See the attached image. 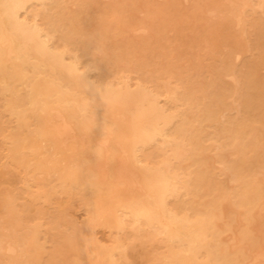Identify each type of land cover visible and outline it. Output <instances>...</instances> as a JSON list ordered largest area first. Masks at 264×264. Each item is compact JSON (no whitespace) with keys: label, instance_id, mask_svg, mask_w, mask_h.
Masks as SVG:
<instances>
[{"label":"rangeland","instance_id":"rangeland-1","mask_svg":"<svg viewBox=\"0 0 264 264\" xmlns=\"http://www.w3.org/2000/svg\"><path fill=\"white\" fill-rule=\"evenodd\" d=\"M30 1H32V0H30ZM30 1H28V4H26V9H24V10H22L20 13L22 14H20V19L23 21V20H25V18H27L25 21H23V22H25L26 24L28 23L29 25L31 24V25H36L37 24V26H38V29H39V27H40V29H39V31L41 30V31H43L44 30V32H40L41 33V39L43 40L44 38H46L47 37V35H48V42H50V40H51V42H50V45H49V43L47 42V39H46V41H45V39H44V41L49 45V46H51V44H52V46L50 47V49L55 53H57V54H60V53H62L63 52V55H64V57H65V61L67 62V61H70L71 60V58H75L76 60H77V58L78 57H83L84 59H86V60H84V61H82V57H81V60L78 58V63L81 65H79V67H81V68H79V69H81V71L82 72H84L85 73V75L88 73L89 75H86L85 77L88 79H90L91 80V82L89 81V80H87L88 81V85H83V84H80L79 82H77V80H75V79H73V78H71L70 76H68V75H66V73L65 72H63V70L61 69V68H59V67H57V66H55V68H54V65L52 66V68H54V69H49L50 67H51V65H49L50 67H48V65H46L45 66V71H46V76L48 75V77H49V79H52V80H57V81H59V80H61L60 82H63V83H65V85H67V84H69V80H70V84H69V86L67 85L66 87H69V94H68V100H67V104H66V106H70V107H72L71 109L69 108V107H67V109H63L62 107H60L59 109L61 110V112H62V114L64 115V117H65V119L67 120V121H69V123H70V125L72 126V129L74 130V132H76L77 133V135H78V132H79V129H78V127H77V122H76V117L78 116V109L77 108H79V107H81V105H78V104H82V102H83V104H82V107L81 108H83L84 107V105H85V107L83 108V110L86 108V110H84V112L85 113H87V114H85L87 117H88V119H90L91 121H93L95 124H97L98 125V127H99V129H100V132H102V133H104L105 131V133L104 134H106V137H108V141H109V144H110V146L112 145L113 147H115L114 146V143H113V138L112 137H114V131L113 132H110V131H112L111 130V126H110V121H111V125H113L116 121H118V120H120V126L122 127V129H123V131L124 132H126L127 131V129H128V124H129V120H130V117H131V114H132V111H131V109L130 108H132V107H134L135 105H140V102L142 103V101H143V103H147L146 101H148L149 99L151 100V102H154L155 103V101H156V103H155V105L159 108V109H161V110H164L163 112H162V114H164V115H162V117L159 119V121H158V125L160 126L161 124V126H160V128L162 129V131H164V133H165V135H166V137L168 136V134H169V136L167 137V139H161V136H160V139H159V136H157V135H155L154 136V138L152 139L154 142H152V141H149L146 145H147V147H146V145H144L143 147H141V149L144 151V153H145V155H143L142 154V152H141V154H140V151H142L140 148L137 150V154H138V156H140V158H141V156L143 157V158H141L142 160L141 161H143L144 160V158H145V163H146V160H147V163L145 164L144 162H141V164H143L144 163V165H142L143 167H145L146 168V170H147V173H150V174H152V170H155L156 172H159V171H161V173H163V172H167V171H169L170 172V174H172V175H170L169 174V172H165L168 176L170 175L171 176V179H172V177H174L172 180L171 179H168L169 181L171 180V181H175V182H177L178 180H180L179 178H181V180L183 181V182H181V180L180 181H178L180 184H177L178 186H179V188L177 189L178 191H176L175 193L180 197H178L177 195H175V194H173V198H174V196L175 197H178L177 198V200L174 198H172L171 197V199H170V196L169 197H167V199L169 198L171 201H168L167 199V202H169L168 204H170L171 205V203H172V208H175V207H177V209L174 211V209H171V207H169L170 205H167L169 208H170V210L172 211V213L175 215V216H177V217H179V218H181V216L183 215V212L185 211V215L186 214H191L192 212V215H183L184 217H182L183 219H185V223L188 225V224H190V225H192V224H195L196 226H199L200 224L202 225V226H204V225H206L207 227H208V229L211 231V229L210 228H215V229H217V230H213L212 229V232L211 233H209L208 232V230L206 229L207 227L205 226V227H203V232L206 230V235L204 236L203 234H202V236H204V237H208L209 235H207V234H211V237L210 238H207L206 240H207V243H206V240H201V241H204L207 245H202V243H204V242H202L201 243V245L203 246V248H202V246H199L200 244V241L197 239V238H195L194 240H192V243H193V241H194V243H193V245L194 244H196V245H194V246H197V249H200V248H198V246L199 247H201L202 249H200L199 251H197V252H199V254L197 253V255H198V261L200 262L201 260V263L204 261V263H202V264H247V262H248V264H250V255L248 254V252L246 251V250H256L255 249V247L257 248V247H259L258 249H261V248H263L264 249V166L262 165V164H264V129H262V128H264V105H263V101H264V69H263V67H264V56H262V55H264V14H262V13H264V10H261V8L260 7H262L261 5L264 3V0H260V2H259V0H218V1H216V0H211V2L209 1V0H195L196 1V3L198 2V5H197V7L199 8H195L194 9V4H195V7H196V3L195 2H192L191 0H190V2H189V0H160V1H158V0H90L89 2H91V3H93L94 5H95V3L94 2H96V4H97V7H99V8H97L96 6H91L92 4L90 3L89 4V2H85V0H76V5H75V3H74V5H72L73 3V1L75 2V0H70V1H68L69 2V10L70 11H68V7H67V5H65L66 3L64 2V5H63V1L62 0H57L58 2H56V0H33L32 2L34 3H32V2H30ZM44 1V2H43ZM48 1V2H47ZM51 1H52V5H51ZM53 1H54V4H53ZM62 2V4H60L61 2ZM65 1V0H64ZM66 1V2H67ZM88 1V0H87ZM105 1V2H104ZM135 3H134V2ZM137 1V2H136ZM141 1V2H140ZM170 1V2H169ZM187 1V3H185ZM194 1V0H193ZM202 1V3H200V2ZM208 1V2H207ZM226 1V2H225ZM235 3H234V2ZM248 1V2H247ZM39 2V3H38ZM42 2V3H41ZM46 2V3H45ZM50 2V3H49ZM100 2V3H99ZM115 2V3H114ZM168 3V4H170L171 5V8L169 7L170 5H168V4H164V3ZM228 2H231V4L230 3H228ZM239 4H238V3ZM249 2H251V4H249ZM259 2V3H258ZM261 2H263V3H261ZM45 3V5L44 6H41L42 4H44ZM56 3L57 4H59L60 5V7H59V5L57 6L56 5ZM70 3H72V4H70ZM78 3L80 4V5H78ZM102 3V4H101ZM109 3V4H108ZM126 3H128V4H126ZM152 3H153V7H151L152 6ZM178 3V4H177ZM180 3V4H179ZM194 3V4H193ZM216 3H217V5H216ZM221 3V4H220ZM252 3H254V4H252ZM257 3V4H256ZM68 4V3H67ZM85 4H87V10L89 11V13H86V9H83V7H86V6H84ZM98 4H99V6H98ZM113 5V6H115V7H113V6H111V5ZM148 4H150V7H149V5ZM164 4V5H163ZM188 4V5H187ZM189 4H191V5H189ZM193 4V5H192ZM203 4V5H202ZM228 4V5H227ZM235 4V5H234ZM31 5L33 6V5H35L36 6V8L33 6V7H31ZM50 5V6H49ZM55 5V6H54ZM110 5V6H109ZM136 5V6H135ZM146 5V6H145ZM159 6V8L157 7V6ZM161 5H163V6H165V8L163 7V6H161ZM221 5V6H220ZM230 5H231V7H230ZM233 5V6H232ZM238 5H240V6H238ZM252 5H253V9H252ZM259 5H260V7H259ZM38 6H40V7H38ZM52 6V7H51ZM74 6V7H73ZM91 6V7H90ZM101 6H103V8H105V6H109L108 8L106 7L105 9H103ZM123 6V7H122ZM144 6V7H143ZM155 6H156V8H155ZM160 6H161V8H160ZM192 6H193V9H190V8H192ZM204 6V7H203ZM210 6H211V8H210ZM228 6V7H227ZM235 6H237L238 8H236ZM249 6V7H248ZM254 6H258V8L256 9ZM264 6V5H263ZM45 7H47V9H45ZM56 7V8H55ZM66 7V8H65ZM71 7V8H70ZM102 9H101V8ZM179 7H180V9H179ZM183 7V8H182ZM235 7V8H234ZM244 7H246V8H244ZM250 8L249 9V11L250 12H248L247 10H248V8ZM36 9L37 11H35V10H33V9ZM37 8H39L40 10H42L43 12H45V13H43L42 11H40L39 9H37ZM50 8V9H49ZM65 8V9H64ZM73 8V9H72ZM78 9V10H81V11H78V10H75V9ZM79 8H81V9H79ZM89 8V9H88ZM96 10H98V11H96L95 12V9ZM109 8H111V10H112V12L114 13V14H110V13H112V12H110L111 10H109ZM113 8V9H112ZM118 8V9H117ZM127 10V11H130V14L128 13H126V11L124 10ZM135 8V9H134ZM152 8V9H151ZM163 8V9H162ZM212 8H214V9H212ZM223 8V9H222ZM242 8V9H241ZM27 9H31V10H33V11H31L30 10V12H29V14L30 15H28L27 13V17L25 16V11H27ZM43 9H45V11L43 10ZM53 9H54V13L52 12L53 11ZM57 9H58V12H57ZM61 9V11H59ZM62 9H64L63 10V12H62ZM67 9V10H66ZM94 9V10H93ZM108 9V10H107ZM114 9H116L115 11H114ZM149 9H151V10H149ZM158 9L160 10V11H158ZM161 9H162V11H161ZM168 9L170 10V11H168ZM184 9V10H183ZM190 9V10H189ZM205 9V11H203ZM210 9V10H209ZM212 9V10H211ZM216 9V10H215ZM222 9V10H221ZM245 9V10H244ZM247 9V10H246ZM254 9H256V10H259V11H257V12H260V13H257L256 12V10L254 11ZM262 9H264L263 7H262ZM38 10H39V12H40V14H39V12H38ZM84 10V11H83ZM92 10V11H91ZM102 10H104V13H103V11ZM156 10V11H155ZM175 10V11H174ZM178 10V11H177ZM182 10H183V13H182ZM198 10V11H197ZM208 10V11H207ZM220 10V11H219ZM235 10V11H234ZM242 10H244V11H242ZM253 10V11H252ZM47 11H48V14H47ZM76 12L75 13V15H74V17L72 16V14L74 13V12ZM81 12V13H78V12ZM94 11V12H93ZM105 11H107V13L105 12ZM117 11H119V12H117ZM121 11V12H120ZM125 11V12H124ZM165 11H167L168 12V14H166L167 12H165ZM190 11H192L191 13H190ZM194 11V12H193ZM201 11H202V14H201ZM215 11V12H214ZM226 11V12H225ZM239 11V12H238ZM35 12H37V13H35ZM49 12H51V14H53V15H55V16H53V15H51ZM71 12H73V13H71ZM82 12H84V13H82ZM101 12V13H100ZM123 12V13H122ZM140 12V13H139ZM198 12V13H197ZM204 12V13H203ZM224 12V13H223ZM230 14H229V13ZM231 12H235V14H233V13H231ZM242 12V13H241ZM243 12H246V13H243ZM252 12V13H251ZM253 12H255V13H253ZM35 13V14H34ZM42 13V14H41ZM69 13V14H68ZM90 13H92L91 15H90ZM103 13V14H102ZM125 13V14H124ZM133 13V14H132ZM137 13H138V15H137ZM161 14L160 16H159V18H157L158 16V14ZM169 13H170V16H172L171 18H169ZM184 14V15H182V14ZM189 13H190V15H189ZM192 13H194L195 15H197L198 17L196 18L195 17V15L194 14H192ZM247 13H249L250 15L252 14L253 15V17L252 18H250L249 19V17H251L250 15H248ZM37 14V15H36ZM43 14H45V15H43ZM50 14V15H49ZM65 14L67 15V17H65ZM71 14V15H70ZM81 14H83L84 16L82 17V15ZM100 14H101V16H100ZM109 14L111 15V16H109ZM120 14H122V15H119ZM157 14V15H156ZM172 14V15H171ZM187 14H188V16H187ZM191 14L193 15L192 17H191ZM222 14V15H221ZM226 14V15H225ZM237 14V15H236ZM243 16H242V15ZM246 14V15H245ZM260 14H262V15H260ZM32 15V16H31ZM35 15V16H34ZM40 15V16H39ZM60 17H59V16ZM64 15V16H63ZM69 15H70V17H69ZM80 15V16H79ZM102 15H104V18L106 19V20H104L103 21V17H102ZM112 15H113V17H112ZM115 15V16H114ZM130 15V16H129ZM231 15V16H230ZM233 15H235L236 17H234ZM246 17H245V16ZM247 15H248V17H247ZM255 15V16H254ZM38 16H39V18H38ZM58 16V17H57ZM118 16V17H117ZM124 16H126V17H123ZM129 16V17H128ZM132 16V17H131ZM152 16V17H151ZM155 16V17H154ZM186 16V17H185ZM201 18H200V17ZM210 16V17H209ZM262 16H263V18H262ZM29 17V18H28ZM33 17H37V18H33ZM54 17V19H55V21H54V19H53V21H52V18ZM73 17V18H72ZM95 17H97V18H95ZM99 17H100V19H101V17H102V19L100 20L99 19ZM109 17H110V20H112V21H110L109 20ZM116 17V18H115ZM131 17V18H130ZM149 17V18H148ZM151 17V18H150ZM184 17H185V20H184ZM217 17V18H216ZM219 17H221V18H219ZM226 17V18H225ZM234 17V18H233ZM70 18H72V19H70ZM81 18V19H80ZM95 18V19H94ZM108 18V19H107ZM123 19V21H122V19ZM128 18V19H127ZM130 18V19H129ZM138 18H140L139 20H138ZM166 18V19H165ZM168 18V19H167ZM178 18V19H177ZM233 18V19H232ZM243 18H247V19H249V21H247V20H245V19H243ZM38 19V20H37ZM59 19V20H58ZM60 19H61V21H60ZM64 19V20H63ZM73 19H74V21H77V22H74L73 21ZM92 19H94V20H92ZM118 19H120V20H118ZM145 19V20H144ZM148 19H150L149 21H147ZM173 19H175V21L173 20ZM177 19V20H176ZM187 19V20H186ZM195 19V20H194ZM197 19H199V20H197ZM207 19V22L205 21ZM209 19V20H208ZM211 19V20H210ZM213 19V20H212ZM221 19V20H220ZM258 19H261L260 21L258 20ZM34 20V21H33ZM63 20V21H62ZM96 20V21H95ZM97 20H99V23H98V21ZM109 20V21H108ZM113 20L115 21V20H117V21H115V22H117V24L115 23V22H113ZM139 22H138V21ZM219 20V21H218ZM241 20H243V21H241ZM253 20V21H252ZM31 22V23H29V22ZM37 21V22H36ZM42 21V22H41ZM66 21V22H65ZM82 21V22H81ZM92 21H93V23H95V25H93V23H92ZM177 21V22H176ZM191 21V22H190ZM193 21V22H192ZM196 21V22H195ZM209 21V22H208ZM222 21H226V22H223L222 23ZM240 21V22H239ZM245 21V22H244ZM255 21V22H254ZM41 22V23H40ZM52 22L54 23V24H52ZM56 22V23H55ZM64 23V26H63V23ZM69 22V23H68ZM72 22H74L75 24H76V27H77V25H78V27L77 28H81L80 30L78 29V31L79 32H81V33H79V32H77V28L72 24ZM91 22V23H90ZM102 22V23H101ZM130 22V23H129ZM133 22V23H132ZM148 22V23H147ZM168 22H171V24L169 23V24H167ZM178 22H180V23H182L181 24V27H180V24L178 23ZM187 22H189V23H187ZM201 22V23H200ZM229 22V23H228ZM234 22H235V24H236V26H237V28H236V26H235V24H234ZM246 22H248V24L246 23ZM35 23V24H34ZM58 23H60V24H58ZM78 23H82V24H78ZM84 23V24H83ZM86 23V24H85ZM87 23H89V25H87ZM106 23V24H105ZM140 23H142V26H141V28L139 27L140 26ZM174 23V24H173ZM190 23H192V24H190ZM198 25H197V24ZM205 23V24H204ZM225 23V24H224ZM227 23V24H226ZM243 23V24H242ZM245 23V24H244ZM255 23V24H254ZM27 24V25H28ZM57 26H56V25ZM69 24V25H68ZM70 24L72 25V26H70ZM103 24V25H102ZM111 24V25H110ZM147 24V25H146ZM149 24V25H148ZM179 24V25H178ZM203 24V25H202ZM224 24V25H223ZM234 24V25H233ZM243 26H242V25ZM249 24H252V25H249ZM53 25V26H52ZM54 25L57 27H54ZM66 25H68V26H70V27H67ZM83 25V26H82ZM85 25H87V27H90L89 29L85 26ZM109 25H110V27H109ZM117 26V28H116V26ZM134 25V26H133ZM174 25H176V26H174ZM197 25V26H196ZM225 25H227V27L225 26ZM233 25V26H232ZM246 27H245V26ZM249 25V26H248ZM41 26H43V27H41ZM52 26V27H51ZM80 26V27H79ZM85 26V27H84ZM100 26V27H99ZM124 26V27H123ZM216 26V27H215ZM230 26V27H229ZM240 26H241V28H240ZM48 27V28H47ZM62 27V28H61ZM63 27H64V29H63ZM71 27H73V28H71ZM82 27L84 28V29H82ZM94 27V28H93ZM109 28L108 30H110V31H108V30H106V28ZM114 27V28H113ZM131 27V28H130ZM135 27H136V29H135ZM137 27L139 28V29H137ZM168 27H170V28H168ZM172 27V28H171ZM208 27V29H204V28H207ZM245 27V28H244ZM250 27H251V30H250ZM257 27V28H256ZM56 28V29H55ZM61 28V29H60ZM69 28L70 29V31H69V29L67 30V29ZM100 28H102V30H100ZM112 28L113 29H115L116 28V30H112ZM124 28V29H123ZM156 28V29H155ZM164 28V29H163ZM177 28V29H176ZM216 28V29H215ZM230 28V29H229ZM247 28V29H246ZM248 28H249V30H250V32L252 31V35L249 33V30H248ZM253 28V29H252ZM57 29H58V31L60 32H58L57 31ZM64 30V32H65V34H66V37H64V38H62L63 36H65V34L63 33V30ZM71 29H72V33H71ZM93 29V30H92ZM119 29H121V30H119ZM143 29H145V30H143ZM167 29V30H166ZM176 29V30H175ZM183 29V30H182ZM212 29V30H211ZM215 29V30H214ZM219 29H221V30H219ZM62 30V31H61ZM75 30V31H74ZM81 30H83V32L81 31ZM96 30H97V32H96ZM100 30V31H99ZM127 30V31H126ZM136 30V31H135ZM168 30H170V31H172L173 30V32H169ZM179 30H180V32H179ZM211 30V31H210ZM228 30V31H227ZM236 30V31H235ZM242 30V31H241ZM246 32H245V31ZM55 31L57 32V33H55ZM69 31V32H68ZM87 31V32H86ZM89 31V32H88ZM92 31V32H91ZM114 33H113V32ZM119 31V32H118ZM130 31V32H129ZM133 31V32H132ZM187 31L189 32V33H187ZM206 31V32H205ZM211 33H213L212 35L210 34V32ZM232 31H234L235 32V34H234V32H232ZM258 31V32H257ZM46 32V33H45ZM53 32V33H52ZM107 34H105V33ZM108 32H110V34L112 35V36H114L113 38L110 36V34H108ZM118 32V33H117ZM126 32V33H125ZM132 32V33H131ZM138 32V33H137ZM175 32H176V34H175ZM221 32V33H220ZM231 32V33H230ZM236 32H237V35H236ZM245 32V33H244ZM51 33H52V35H51ZM58 33H59V36H60V38H58L57 40H60V41H57L56 42V39H55V41L53 40L54 39V37L55 38H57V35H58ZM67 33H71L70 34V36L71 35H73V37L71 36V38L69 37V35L67 34ZM75 33V34H74ZM85 34V35H83V34ZM146 33H148V34H146ZM167 33V34H166ZM169 33V34H168ZM172 33V34H171ZM214 33L216 34L215 36H216V38H215V36H214ZM222 33H224V34H222ZM232 33H233V36H232ZM240 35H239V34ZM57 34V35H56ZM63 34V35H62ZM81 34V35H80ZM95 35V36H93V35ZM114 34V35H113ZM136 34V35H135ZM142 34V35H141ZM225 34H227V36L225 35ZM243 34H246V35H248L249 36V38H248V36H246V35H244L245 37H241ZM75 35H76V37H75ZM82 35H83V37H82ZM134 35V36H133ZM154 35V36H153ZM164 35V37H162ZM165 35H167V38H166V36ZM169 35V36H168ZM174 35V36H173ZM179 35V36H178ZM208 36V37H205V36ZM210 35V36H209ZM238 35L240 36L239 38H240V40H245L246 41V39L248 40L247 42H245V41H239V38H238ZM46 36V37H45ZM49 36H50V38H49ZM52 36H54L53 37V39H51L52 38ZM58 36V37H59ZM70 38V39H68V37ZM79 36H81L80 38H78ZM84 36H85V39L88 41H82V39H84ZM145 36V37H144ZM151 38H150V37ZM160 36L163 38V39H159L160 38ZM170 36H172V37H170ZM188 36V37H187ZM190 36V37H189ZM218 36V37H217ZM149 37V38H148ZM155 37V38H154ZM66 38H67V40L68 41H66ZM75 38H78V39H76L77 41H79L80 40V42H79V44H77L78 42L77 41H75ZM93 38V39H92ZM96 40H98V41H96ZM112 38V39H111ZM119 40H118V39ZM154 38V39H153ZM164 38H166V40H167V44H166V40L164 39ZM170 38L172 39V40H170ZM208 38V39H207ZM236 38V39H235ZM242 38V39H241ZM243 38H246V39H243ZM50 39V40H49ZM74 39V40H73ZM89 39V40H88ZM145 39V40H144ZM262 39V40H261ZM53 40V41H52ZM65 40V41H64ZM95 40V41H94ZM112 40V41H111ZM150 40H152V44H151V41ZM163 40H165V41H163ZM169 40V41H168ZM234 40H236L235 42H234ZM261 40V41H260ZM72 41V42H71ZM75 41V42H74ZM90 41H92V42H90ZM94 41V42H93ZM105 41H106V43H105ZM110 41V42H109ZM158 41V42H157ZM59 42V43H58ZM61 42V43H60ZM69 42H71V44L69 43ZM82 42H84V43H93V44H90L89 46H87V45H85L84 43V46H85V48H83V45H80ZM98 42H100V43H98ZM156 42V43H155ZM160 42H161V44H160ZM169 42H171V43H169ZM174 42V43H173ZM201 42V43H200ZM236 42H238V43H236ZM250 44H252V45H250ZM98 43V44H97ZM114 43V44H113ZM169 43V44H168ZM243 43V44H242ZM248 45H247V44ZM257 43V45H255ZM57 44H59V46H61L60 48H58V50H57V48H55V47H59ZM61 44V45H60ZM68 44H70V45H73V47L72 46H69L68 47ZM94 44H96V45H94ZM100 44V45H99ZM158 44V45H157ZM175 44H177L176 46H175ZM181 44H183V47H182V45ZM204 44V45H203ZM212 44H213V46H212ZM239 44V45H238ZM55 45H57V46H55ZM62 45H63V47H62ZM75 45H77V46H75ZM79 45H80V47H79ZM103 45V46H102ZM109 45V46H108ZM172 48H170L169 49V46ZM232 45H234L235 47H233ZM246 45H247V47L251 50V51H249V49L247 48L246 49ZM253 45H254V47H253ZM81 46H82V48H81ZM99 46V47H98ZM106 46H108V47H106ZM147 46V47H146ZM158 46V47H157ZM166 46V47H165ZM185 46H186V48H185ZM199 46V47H198ZM231 46V47H230ZM65 47H68L70 50H71V47H72V50H73V54H72V52H70V50L68 49V48H66L65 49ZM79 47V48H78ZM88 47H89V49H88ZM91 47H94V48H97L96 50L94 49V48H91ZM105 49H104V48ZM161 47H163V48H161ZM197 49H196V48ZM205 47V49L203 50V48ZM218 47V48H217ZM234 49H233V48ZM242 47L244 48V50L242 49ZM63 48V49H62ZM93 50H95L94 52L95 53H93V51L91 50V49ZM148 48H150L149 50H148ZM174 48V49H173ZM198 48H200V49H198ZM217 48V49H216ZM224 48V49H223ZM67 49H68V53H67ZM77 50L78 52H76L75 50ZM88 49V50H87ZM102 49H104V50H102ZM107 49H108V51H107ZM185 49V50H184ZM187 49V50H186ZM239 49V50H238ZM60 50V51H59ZM61 50H63V51H61ZM65 50V51H64ZM101 50H102V53H101ZM153 50H155V51H157V52H155V51H153ZM172 50V51H171ZM200 50H202V51H199ZM206 50V51H205ZM224 50V51H223ZM226 50V51H225ZM235 50V51H234ZM238 52H237V51ZM245 50H246V53H245ZM252 50H253V52H252ZM256 50H258V52L256 51ZM84 51V52H83ZM103 51L105 52V53H103ZM107 51V52H106ZM162 51V52H161ZM193 51V52H192ZM199 53H201V54H199ZM207 51H209V53L207 52ZM230 51V53H228ZM249 51V52H248ZM256 51V52H255ZM60 52V53H59ZM74 52L75 53H79L78 55H76V54H74ZM86 52V54H83V53H85ZM172 52H173V54H172ZM177 52V53H176ZM188 52V53H187ZM227 52V53H226ZM235 52V53H234ZM248 52V53H247ZM55 53V54H56ZM64 53H66V54H64ZM70 53V54H69ZM81 53V54H80ZM90 54V57H89V54ZM102 55V54H104V55H102V56H100V54ZM115 53H117V54H115ZM160 53H162V54H160ZM182 53V54H181ZM202 53H207L206 55L205 54H203V56H204V58H201L200 57V59H199V56H202ZM218 53V54H217ZM221 53L222 54H224V53H226L225 55H223V56H220L221 55ZM241 55H240V54ZM244 53L246 54V55H244ZM250 53V54H249ZM255 53V54H254ZM257 53V54H256ZM263 53V54H262ZM71 54H72V57H71ZM105 54H107L106 55V58L104 57L105 56ZM180 54V55H179ZM199 54V55H198ZM262 54V55H261ZM65 55H67V56H65ZM84 55H85V57H84ZM87 55V56H86ZM95 55V56H94ZM97 55V56H96ZM160 55H161V57H162V60H161V57H160ZM179 55V56H178ZM185 55H186V57H185ZM196 55V56H195ZM231 55V56H230ZM234 55V56H233ZM237 55H239V56H237ZM254 55V56H253ZM75 56V57H74ZM78 56V57H77ZM138 56V57H137ZM146 56V57H145ZM192 56H194L193 58H191ZM212 56V57H211ZM217 56V57H216ZM227 56H229V57H227ZM233 56V57H232ZM241 56H242V58H241ZM71 57V58H70ZM77 57V58H76ZM97 58L96 60H95V58ZM110 57V58H109ZM129 57V58H128ZM188 57V58H187ZM196 57H198V58H196ZM205 57H206V62H205ZM210 59H212V58H214L215 59V57H216V59H217V61H221L220 63L219 62H217L216 61V59H215V61H214V59H212V62L211 63H213V64H211L210 63V61L211 60H208L209 58ZM231 57V58H230ZM243 59V57H244V59H243V61L240 59ZM248 58V59H246V58ZM261 57H262V60H261ZM90 58H92V61H93V58H94V62H92V63H90L89 64V62L91 61V59ZM101 58V59H100ZM192 60H191V59ZM220 58V59H219ZM221 58H224V59H222L221 60ZM234 58V59H233ZM87 59H89V60H87ZM99 59V60H98ZM102 59H104L105 60V63H103V64H105V65H103L102 64V62H104V60H102ZM149 59H151V60H149ZM197 59H199V60H197ZM203 61H202V60ZM238 59L240 60L239 62H238ZM246 59V60H245ZM107 60H111V61H108V63L106 62ZM153 60H154V62H153ZM190 60V61H189ZM197 60V61H196ZM233 60V61H232ZM244 60L247 62V64L245 63H242V62H244ZM248 60V61H247ZM258 60H260V61H258ZM80 61H81V63H80ZM88 61V62H87ZM100 61V62H99ZM102 61V62H101ZM122 61H123V63H122ZM162 61V62H161ZM182 61H183V63H182ZM191 61H192V64H191ZM196 63H195V62ZM204 62V63H202V62ZM214 61V62H213ZM228 63H227V62ZM230 61H231V63H230ZM242 61V62H241ZM97 62L98 63H100V65L98 66L97 65ZM152 62V63H151ZM197 62H198V64H197ZM251 62V63H250ZM263 62V63H262ZM118 63H119V65H118ZM154 63L156 64L155 65V67H154ZM159 63L161 64V65H159ZM201 63H202V65H201ZM206 63H208L209 64V66H208V64H206ZM216 63V64H215ZM218 63H219V65H218ZM263 64V65H261V64ZM85 64H86V66H85ZM102 64V65H101ZM108 64V65H107ZM131 64H133V65H131ZM183 64V65H182ZM204 64V65H203ZM234 64V65H233ZM239 64V65H238ZM259 65V66H257V65ZM110 65V66H109ZM118 66V67H116V66ZM188 65H191V67H189ZM206 65H207V67H206ZM224 67H223V66ZM237 65H238V67H237ZM254 65H255V67H254ZM84 66V67H83ZM96 66H97V68H96ZM101 66V67H100ZM104 66H106L108 69H109V71L110 72H108V71H106L105 70V68L106 67H104ZM112 66V67H111ZM158 66H162L163 68H160V67H158ZM164 66H165V68H164ZM193 66V67H192ZM213 66V67H212ZM214 66H216V67H214ZM221 66V67H220ZM241 66V67H240ZM246 66V67H245ZM252 66V67H251ZM90 69H89V68ZM151 67L153 68L152 70H151ZM197 67V68H196ZM206 67V68H205ZM212 67V68H211ZM226 67V68H225ZM232 67H233V71L235 72V74H234V72L233 73H231L232 72ZM243 67H245L244 69H243ZM258 67V69H256ZM260 67V68H259ZM96 69V70H94V69ZM115 68H117V71L115 72V70L114 69ZM118 68H119V70H118ZM132 68V69H131ZM150 68V69H149ZM154 68H156V69H154ZM195 68V69H194ZM203 68V69H202ZM207 68H208V70L210 71H208L207 70ZM211 68V69H210ZM214 68H215V70H214ZM221 68V69H220ZM225 68V70H223ZM234 68H237V69H234ZM242 68V69H241ZM46 69H48V71L46 70ZM85 69V70H84ZM88 69V70H87ZM102 69H104L103 70V72H105L104 73V76H102L103 75V73L101 74L100 72H101V70ZM148 69V70H147ZM162 69V70H161ZM194 69V70H193ZM260 69L261 70H263V71H260ZM52 70L54 71V73L52 74ZM90 70V71H89ZM92 70V71H91ZM95 72H94V71ZM100 70V71H99ZM111 70H113V71H111ZM158 70H161V71H158ZM193 70V71H192ZM211 70H214L213 71V73L211 72ZM216 70H218L217 72H216ZM236 70V71H235ZM256 71V73L254 74V72ZM88 71V72H87ZM96 71H98V72H96ZM119 71V72H118ZM122 73H124V74H122ZM207 71H208V73H207ZM224 71H226V75H225V73H224ZM231 71V72H230ZM57 72V73H56ZM61 72H63V73H61ZM90 72V73H89ZM159 72V73H158ZM191 72V73H190ZM202 72H205V73H202ZM219 72H221L222 73V77L220 76L221 75V73H219ZM229 72L231 73V74H233V75H231V74H229ZM64 73H65V75H64ZM107 73H111L110 75H108L109 77L107 78ZM112 73H116V74H113L112 75ZM127 75H126V74ZM199 73V74H198ZM219 73V74H218ZM258 73V74H257ZM93 76H92V75ZM120 74V75H119ZM123 75V77H122V75ZM132 76V77H134V75H135V78H136V80H135V78H133V80L134 81H132V77L130 78V75ZM133 74V75H132ZM148 74V75H147ZM195 74V75H194ZM201 74H203V76L201 75ZM206 74V75H205ZM211 74V75H210ZM218 74V75H217ZM254 74V75H253ZM257 74V75H256ZM261 74V75H260ZM60 75H62V77H60ZM112 75V76H111ZM124 75H126L125 76V78L126 79H124ZM141 75V76H140ZM145 75V76H144ZM156 75V76H155ZM193 75V76H192ZM201 75V76H200ZM209 75V76H208ZM65 77V79H68V81H66L65 79H64V77ZM102 76V77H101ZM114 76V77H113ZM115 76H118V78L116 77L115 78ZM161 76V77H160ZM190 76H191V78H190ZM207 76V77H206ZM232 76V77H231ZM252 76H254V77H252ZM57 77V78H56ZM59 77V78H58ZM71 78V79H69V78ZM97 77V78H96ZM115 78V79H113V78ZM208 77H210L212 80H210V78H208ZM221 78V79H218L217 81H216V79L217 78ZM234 77L236 78V77H238V78H236V81L238 82V84H236L235 82H234ZM262 77H263V79H262ZM56 78V79H55ZM94 78V79H93ZM109 78L111 79L112 78V81H110L109 80ZM123 78V79H122ZM145 78V79H144ZM192 78H193V80H192ZM59 79V80H58ZM95 79H98L100 82H98L97 80H95ZM108 79V80H107ZM117 79H118V81H117ZM120 79H122V80H120ZM128 79V80H127ZM176 79V80H175ZM178 79H180V80H178ZM191 79V80H190ZM201 79V80H200ZM256 79V80H255ZM94 80V81H93ZM125 80H127V81H125ZM130 80V81H129ZM151 80V81H150ZM167 80H170V82H168ZM177 80H178V82H177ZM200 80V81H199ZM203 80V81H202ZM220 80H221V84H220ZM222 80H224V81H222ZM254 80V81H253ZM66 81V82H65ZM73 81V82H72ZM108 81L109 82H112V83H108ZM115 81H117V83L115 82ZM154 81V82H153ZM162 81V83H160ZM167 81V83H166V86H165V82ZM177 83H176V82ZM193 81V82H192ZM198 81V82H197ZM215 81V82H214ZM227 81V82H226ZM240 81V82H239ZM258 83H257V82ZM90 82V83H89ZM95 82V83H94ZM97 82H98V84H97ZM102 82H104V83H106L104 86H102L104 83H102ZM114 82H115V86L113 87V86H111V84H114ZM121 82V85L119 84L118 85V83H120ZM128 84H127V83ZM131 82V83H130ZM132 82H134V83H132ZM163 82H164V84H163ZM213 82V83H212ZM222 82H223V84H222ZM227 84H226V83ZM62 83V84H63ZM67 83V84H66ZM126 83V84H125ZM141 83H142V86H141ZM193 83V84H192ZM194 83L196 84L195 86H193L194 85ZM216 83V84H215ZM231 85V87H232V90H231V87H229L230 85ZM261 83V84H260ZM76 84V85H75ZM89 84H91V85H89ZM92 84H95V85H97V87L95 88V86L93 87L92 86ZM110 84V85H109ZM131 86H130V85ZM136 86H135V85ZM148 84V85H147ZM154 84V85H153ZM160 84V85H159ZM179 84V85H178ZM200 84H201V86H200ZM202 84H203V87H202ZM215 84V85H214ZM261 85L260 87H261V89H260V87H258L259 85ZM263 84V85H262ZM64 85V84H63ZM64 85V86H65ZM73 85V86H72ZM82 85V86H81ZM109 85V87H106V86H108ZM120 87V86H122V85H126L125 87L126 88H128L129 90L128 91H130L132 94L134 93L135 94V92H139V90H140V92L139 93H141V94H137L138 95V98L139 97H141L140 99H139V101L137 100L138 98L136 97V95L135 96H133L132 97V99L133 98H136V100L135 99H133L132 101L130 100V102L128 103H119L118 104V102H113V101H111L110 99H109V97L107 98V96H106V94H103V98H102V95H97V94H95V92H96V90H98L99 88H100V90L103 88V90H109L110 89V87H112V89L114 88V89H116L118 86ZM129 85V86H128ZM139 85L141 86V87H146V89L149 87V89H147V90H145V88H144V90H143V88H139ZM172 85V86H171ZM176 85V86H175ZM178 85V86H177ZM198 85V86H197ZM228 85V86H227ZM235 85V86H234ZM237 85V86H236ZM239 85V86H238ZM255 85V86H254ZM256 85H257V87H256ZM75 86L77 87V89L75 88ZM99 86H101V87H99ZM128 86V87H127ZM157 86V87H156ZM168 86H169V88H170V86L173 88V90L174 91H176V92H173V90H172V88H171V90L172 91H170L169 90V88H168ZM177 87V89L179 88V90L182 92V96L180 95H178L177 96V93L178 94H180L181 92L180 91H178L177 89H175V87ZM200 86V87H199ZM215 86V87H214ZM224 86V87H223ZM253 86L255 87V88H253ZM85 87H87V88H85ZM91 89H90V88ZM92 87H93V90H92ZM99 87V88H98ZM136 87H138L137 89H136ZM154 87V88H153ZM156 87V88H155ZM189 87V88H188ZM194 87H196L195 89H194ZM198 87V88H197ZM209 87V88H208ZM217 87H218V89H217ZM223 87V88H222ZM225 87L227 88V90L225 89ZM229 87V88H228ZM77 91H79V92H76L74 89ZM106 88H109V89H106ZM162 88V89H161ZM165 88V89H164ZM168 88V89H167ZM204 88V89H203ZM209 90H208V89ZM214 88V89H213ZM240 88V89H239ZM243 88V89H242ZM258 88V89H257ZM80 89V90H79ZM82 89V90H81ZM94 89H96V90H94ZM135 89V90H134ZM151 89H152V91H151ZM163 89L165 90V91H163ZM194 89V91H192ZM198 89V90H197ZM201 89L203 90V91H201ZM211 89V90H210ZM224 91H223V90ZM91 90V91H90ZM143 90V91H142ZM154 90V91H153ZM208 90V91H207ZM231 92H230V91ZM238 90H240V91H238ZM250 90V91H249ZM75 91V92H74ZM91 93H90V92ZM94 93H93V92ZM178 91V92H177ZM200 91L201 93H200V95H197V94H199L198 92ZM207 91V92H206ZM228 91V92H227ZM234 91L235 92H237L236 93V96H235V93H234ZM148 92V93H147ZM153 92H154V94H153ZM166 92V93H165ZM168 92V93H167ZM170 92V93H169ZM172 92V93H171ZM192 92V93H191ZM211 92V93H210ZM225 92V93H224ZM230 92V93H229ZM83 93V94H82ZM87 93H89V94H87ZM150 93V94H149ZM163 93L164 94H166L165 96L163 95ZM186 93V94H185ZM215 93V94H214ZM239 93V94H238ZM256 93H258V94H260V95H258L257 94V97L259 98H257L256 97ZM83 95L82 97H80V95ZM147 95V96H144V98H143V95ZM170 94H172L173 96H174V98L172 99V95H171V97H169V95ZM193 94H194V96H200L199 98L197 97H194L193 96ZM206 94V95H205ZM217 94V95H216ZM222 94V95H221ZM228 94H229V96H228ZM242 94V95H241ZM86 95H87V98H86ZM88 95H90V96H88ZM94 95V96H93ZM97 95V97H99V98H95V96ZM140 95V96H139ZM157 97H155V96ZM159 95V96H158ZM176 95V96H175ZM212 95V96H211ZM246 95V96H245ZM100 96H101V98H100ZM152 96V97H151ZM168 96V97H167ZM202 96H204V99L203 98H201ZM208 96V97H207ZM228 96V97H227ZM231 96V97H230ZM237 96H238V98H240V99H236L237 98ZM240 96V97H239ZM92 97H93V99H92ZM147 97V98H146ZM154 98L153 99V101H152V99L151 98ZM163 97H164V99H163ZM165 97H167V98H165ZM175 97H176V99H175ZM187 97V98H186ZM210 97V98H209ZM214 97H216V98H218L217 100L216 99H214ZM220 97H222L221 99H220ZM233 97V98H232ZM86 98V99H85ZM156 98V99H155ZM177 98H179V99H177ZM188 98H189V100H188ZM205 98H208V100L207 99H205ZM256 98H257V100H256ZM262 98V99H261ZM0 99H2L1 98V95H0ZM161 100L160 101V103H159V100ZM175 99V101L177 102L178 100L179 101H181V102H183V103H181L180 104V106L181 105H186V107L185 108H183V111H182V109H181V107L179 108L178 106H177V108L174 110V108L176 107V105H179V101L176 103L175 101H173ZM210 99V100H209ZM231 99H233V100H231ZM235 99V100H234ZM241 99H242V101H241ZM256 101H255V100ZM75 100V101H74ZM81 100H82V102H81ZM146 100V101H145ZM150 100L148 101V102H150ZM168 100V101H167ZM171 101V103H174V104H176V105H172L171 103H169L170 101ZM185 100H188V101H190V102H188V101H186V103H185ZM193 100V101H192ZM195 100H196V102H198V103H196L195 102ZM237 100H238V103H240V105L238 104V103H236V104H238L237 105V107H236V105H235V101L237 102ZM75 103H74V102ZM88 101V102H87ZM90 101V102H89ZM212 101V102H211ZM215 103H217V102H219V103H217V104H215ZM217 101V102H216ZM244 101H246V104H245V102ZM249 101V102H248ZM254 101H255V105H254ZM1 102V104H0V110H1V112H3V110H2V102L3 101H0ZM165 102V103H164ZM209 102V103H208ZM221 102V103H220ZM244 102V103H243ZM68 103H69V105H68ZM93 103V104H92ZM132 103V104H131ZM133 103H134V105H133ZM137 103V104H136ZM142 103V104H143ZM241 103H243V104H241ZM75 104H77V108L75 107L76 105ZM165 104V106L168 108V110H165V109H167L166 107H164L163 105ZM170 104V105H169ZM189 104H190V106H189ZM214 104V109H216V110H213V111H215V113H216V115H215V113L212 111L211 112V109L213 108V107H211L212 105ZM220 104V106H218ZM226 104V105H225ZM245 104V105H244ZM92 105V106H91ZM98 105V106H97ZM203 105V106H202ZM242 105L243 106H245V107H243V108H241L242 107ZM262 105V106H261ZM79 106V107H78ZM103 108H102V107ZM160 106V107H159ZM163 107V109H162V107ZM174 106V107H173ZM182 106V107H183ZM189 106V107H188ZM199 106V107H198ZM200 106L203 108H200ZM207 106V107H206ZM218 108H217V107ZM89 107H91V108H89ZM169 107H170V109H171V111H170V109H169ZM193 107H195V108H198L197 110H195V108H193ZM225 107V108H224ZM238 107H239V109H238ZM256 108V110H254L255 108ZM208 108H211V109H209V110H207ZM222 108V109H221ZM224 108V109H223ZM232 109V112H231V109ZM93 109H94V112H91V111H88V110H92L93 111ZM130 109V110H129ZM177 109H179V111L177 110ZM192 109H194V110H192L193 111V113H192V111L191 110ZM205 109V110H204ZM96 110V111H95ZM101 110V111H100ZM174 110V111H173ZM185 110V111H184ZM187 110V111H186ZM191 111V113H190V111ZM207 110V111H206ZM229 110V112H227ZM234 110V111H233ZM237 110L239 111V112H237ZM261 112H260V111ZM180 111H182L181 113V116L182 117H180ZM206 111V112H205ZM209 111V112H208ZM225 111L227 112L226 114H232V116L231 115H229V117H227L228 115H225V114H222V113H225ZM1 112H0V120H2L1 122H0V124L1 123H3L2 125H0L1 127H0V149L2 148V150H0V182L1 183H3L4 184V186H5V182H8L9 180H10V182L11 183H13V181L15 180L16 181V184H17V182H18V179H23V180H20L19 182H20V184L18 185H16L15 187H18V189L17 188H15V187H12V184H10V182H8V184L7 185H11V187H10V189H9V186H7L6 185V187H4L3 186V184H1L2 186H3V189H2V186L0 187V209H3V213L4 214H2V210H0V221H3V219L5 218V221L7 220V219H10L11 218V215H12V213H13V215H15L16 213H18L16 216H17V218L18 219H20L21 221H31V222H29V224L30 223H32V224H30V225H28V223L26 222H23L24 223V226H27V228H36V230H37V237H39V238H42V239H39V242H41L42 244H45V245H43L44 247H46V248H44L45 249V251H44V249L42 250V252H41V254L39 255L40 257H39V264H81L83 261V256H82V254L79 252V251H81L82 252V250L84 249V247L85 246H87V247H89V249H90V251L92 252V254L93 255H95V253H96V255H98V253L100 252V251H102L103 249H107V250H105L106 251V253L104 254V255H106L107 257H110L111 258V260H113V262H114V264L116 263V264H129V262H130V264H161L157 259H155V257H166V259H168L169 258V260H172L173 262L171 263V264H180L179 262H178V259H177V256L178 255H180L179 253H180V251H181V249L182 248H179L178 246L180 245V246H184L185 244L187 245V244H189L188 243V241H186L187 239H184V241H182L183 243H179L178 244V240L177 239H170V240H172V242L170 241V240H167L166 239V237L164 236V234L163 233H160V234H162V235H160V234H158V235H160V236H157L156 234L158 233L157 231H156V233H155V226L153 225H151V224H146L145 222H141L140 224H141V226H140V224H138L137 223V225L135 224V222H132V218H130V216H128V215H126V216H124L123 217V219H122V228H124V229H122L121 230V227L120 228H118V227H109V226H107V225H105V224H103L102 225V223L98 220V218H97V216H95V215H92V217L93 216H95V217H93V219H91V222H90V218L91 217H88V216H90L91 214H93L95 211H93L92 210V208L88 205V204H86V203H84L85 202V200H86V202L87 201H91V200H93L94 199V197H98V191L96 190V191H94V192H90L91 194L92 193H94V194H90L88 191H85V192H82V193H77L78 191L76 190V189H73V188H70L69 187V189H68V186H63L64 187V189L62 188V186L61 185H57L58 187H56V189H54L55 187H53V189H51L49 186H51V185H53V186H55L53 183H51L50 184V178L49 177H47V175L46 174H42L41 176H40V174H38V173H34V174H25L24 173V171H23V169H22V167L19 165V163L17 162L16 163V161H12L11 159H12V157L9 155V153L7 152V150H6V147L4 148V144H5V140L4 139H6V135L7 134H9L10 133V125H11V120H10V118H8L6 115H5V113L3 112V114H4V118H3V114H1ZM68 112V113H67ZM89 112V113H88ZM91 112V113H90ZM99 114H98V113ZM104 112V113H103ZM171 112V115L169 114ZM174 112H176V113H179V114H173ZM186 114H185V113ZM197 112V113H196ZM198 112H199V114H198ZM210 112H211V114L213 113V116L210 114ZM218 112V113H217ZM222 112V113H221ZM261 114H260V113ZM77 113V114H76ZM105 113H107V114H105ZM184 113V114H183ZM234 113V114H233ZM235 113H237V114H235ZM263 113V114H262ZM91 114L93 115V117L91 116ZM94 114H96V117H95V115ZM101 114H102V116H101ZM103 114H105V115H103ZM165 114H168V115H165ZM191 114H193L194 115V117H193V115H191ZM203 114V115H202ZM211 115V117L213 118V119H211V117H210V119H209V115ZM217 114L218 115H220L221 117H218L217 116ZM239 114H241V116H239ZM245 114V115H244ZM67 115V116H66ZM77 115V116H76ZM118 115V116H117ZM119 115H121V116H119ZM125 115V116H124ZM172 115H173V117H172ZM188 115H190V117L192 116V118H190ZM196 115V116H195ZM199 116V118L200 119H198V116ZM208 115V116H207ZM215 115V116H214ZM222 115H224V116H222ZM238 115V116H237ZM260 115H262V116H260ZM100 116H101V118H100ZM124 116V117H123ZM169 116V117H168ZM175 116V117H174ZM180 117V118H182V119H180L179 120V118L177 119V117ZM186 116V117H185ZM234 116H237V117H234ZM7 119H6V118ZM72 117V118H71ZM75 117V118H74ZM105 117V118H104ZM188 117V118H187ZM196 117V118H195ZM223 117V118H222ZM233 119H232V118ZM240 117H242L241 119H240ZM261 117V118H260ZM263 117V118H262ZM74 118V119H73ZM98 118H99V120L101 119V121L102 122H100L99 120H98ZM185 118V119H184ZM187 118V119H186ZM196 119L197 121H194V119ZM236 118H237V121H236ZM244 118V119H243ZM162 119V120H161ZM177 119V120H176ZM189 119H192L193 120V122L191 123V121L192 120H189ZM206 119V120H205ZM219 119V120H218ZM226 119H228L229 120V122L228 123H226L228 120H226ZM234 120V121H232V120ZM247 119V120H246ZM259 121H258V120ZM5 120H7V121H5ZM10 120V121H9ZM166 120H168L167 122H165ZM169 120H171V121H169ZM175 120V121H174ZM182 120V121H181ZM204 120V121H203ZM222 120V122H218V121H221ZM226 120V121H225ZM240 120H241V122H240ZM245 120V121H244ZM252 120H254V121H252ZM160 121H161V123H160ZM172 121H174V123H172ZM179 121V122H178ZM189 121V122H188ZM213 121H214V123H215V121H216V124H214L213 123ZM7 122H9V123H7ZM114 122V123H113ZM169 122V123H168ZM183 122V123H182ZM187 122L188 123H190V124H188V126H187ZM194 122H196L195 124H194ZM201 122H202V124L203 125H201ZM212 122V123H211ZM226 124H228V125H226ZM232 122H234V124H233V126L234 127H232ZM241 124H240V123ZM252 122V123H251ZM253 122H255V123H253ZM104 123V124H103ZM164 123V124H163ZM171 123V124H170ZM180 123H181V126H180ZM210 123V124H209ZM235 123H237V124H239V125H237L236 126V124ZM243 123V124H242ZM245 123V124H244ZM247 123V124H246ZM5 124H6V126H5ZM7 124H9V126L7 125ZM107 125V124H109L108 125V127L107 126H104V125ZM168 124V125H167ZM173 124V125H172ZM186 124V125H185ZM198 124H200V125H198ZM205 124V125H204ZM219 124V125H218ZM259 124V125H258ZM196 125V126H195ZM214 125V126H213ZM223 125H226V126H223ZM243 125H245V127L243 126ZM247 125V126H246ZM250 126V128H249V126ZM258 125V126H257ZM3 126V127H2ZM163 126H165V127H163ZM166 126L167 127H169V128H166ZM262 126V127H261ZM5 127H7V128H5ZM189 129H191V130H187L188 128ZM194 129H193V128ZM197 127V128H196ZM205 127V128H204ZM235 127H239V129L237 128V134H236V136H235V133H236V128ZM248 127V128H247ZM261 127V128H260ZM1 128H3V129H1ZM108 128H109V130H108ZM232 128V129H231ZM235 129V131H234V129ZM7 130V132H6V130ZM181 129V130H180ZM248 129V130H247ZM256 129V130H255ZM262 129V130H261ZM3 130H4V132H6L5 133V135H4V132H3ZM89 130V131H88ZM167 130V131H166ZM194 130V132H192ZM196 130V131H195ZM245 130V131H244ZM250 131V132H247V131ZM252 130H254V131H252ZM186 131H188L187 132V134H188V136H186L187 134L185 133ZM191 131V132H190ZM213 131V132H212ZM231 131L233 132V133H231ZM240 131H241V134H240ZM207 132V133H206ZM244 132L246 133V134H244ZM256 132V133H255ZM258 132V133H257ZM261 132H263V133H261ZM92 133V130H90V129H85V138L86 139H89L92 135H93V133ZM261 133V134H260ZM175 134V135H174ZM193 134V135H192ZM225 134V135H224ZM243 134V135H242ZM182 135V136H181ZM184 135L186 136V138L187 139H189V143H188V141H187V143L189 144V146H188V144H186V146H184L183 145V147H182V144H184V142H185V140H187L186 138H184ZM196 135V136H195ZM238 135V136H237ZM249 135V141L246 139V138H248L247 136ZM79 136V135H78ZM171 136V137H170ZM174 136V137H173ZM194 136V137H193ZM210 136V137H209ZM240 136V138H238ZM170 137V138H169ZM178 137V138H177ZM200 139H199V138ZM208 137H209V139H208ZM213 137V138H212ZM237 137V139H239V141L237 140V139H235ZM243 137V138H242ZM251 137V138H250ZM253 137V138H252ZM256 137V138H255ZM156 138V139H155ZM194 139V142H193V140L192 139ZM244 139V140H242V139ZM169 139H170V141H169ZM175 141V142H173V140ZM178 139V140H177ZM184 139V140H183ZM208 139V141L206 142V140ZM233 139H235L238 143H239V145H238V143L237 142H235V140L233 141ZM254 141H253V140ZM262 139V140H261ZM162 140V141H161ZM201 140V141H200ZM212 140V144H211V141ZM222 140H224V141H222ZM229 140H230V143H229ZM231 140L234 142V144H233V146H235V147H231L230 146V144H232L233 142H231ZM258 141V142H256L255 143V141ZM126 141V142H125ZM164 141H165V144H163L164 145V147H163V145H162V142L164 143ZM166 141H168V142H171L170 144L168 143V142H166ZM192 141V142H191ZM203 141H205V142H203ZM215 141H216V143H215ZM218 141V142H217ZM226 141V142H225ZM1 142H4V143H2L1 144ZM156 142V143H155ZM173 142V143H172ZM177 142H179V143H181V144H179L178 145V143ZM195 142H196V145H195ZM204 143V145L202 144V143ZM221 142V143H220ZM223 142H225V143H223ZM246 142V143H245ZM263 142V143H262ZM168 144V146H167V144ZM174 143H176V144H174ZM186 143V142H185ZM198 143H199V145H198ZM206 143V144H205ZM208 143V144H207ZM220 145H218V144ZM235 143H237V144H235ZM244 143H245V145H244ZM194 144V146H192ZM211 144V145H210ZM213 144H216V145H213ZM221 144H222V146H221ZM226 144V145H225ZM249 144V145H248ZM263 144V146H261ZM1 145H2V147H1ZM149 145H151L150 147L152 148H150L149 147ZM153 145V146H152ZM171 145L172 146H174V147H171ZM177 145V146H176ZM191 145V146H190ZM209 146L210 145V148L209 147H206V146ZM218 145V146H217ZM237 145V146H236ZM162 146V147H161ZM166 146H167V148H166ZM171 148H170V147ZM176 146V147H175ZM198 146L199 147H201V148H198ZM205 146V147H204ZM214 146L216 147L217 146V148L219 149L220 147L222 148V149H224V151L222 152V150H221V148L219 149L220 151V153L219 152H215L214 153V151H212V150H215L216 148H214ZM223 146H224V148H223ZM229 147V149H228V147ZM261 146V147H260ZM169 147V148H168ZM181 148L180 150L179 149H177V148ZM227 147V148H226ZM239 147V148H238ZM124 148H125V155L128 157L129 156V154H130V151H131V144L128 142V137H126L125 136V139H124ZM146 148L149 150L150 149V151H149V153H150V155L148 154L147 155V153H148V150H146ZM155 148V149H154ZM174 148L176 149L175 151V153L173 152L174 151ZM183 148H185V149H187V150H184ZM202 148H206L204 151H206V153L203 151V150H201ZM212 148V149H211ZM3 149H5V150H3ZM164 149H165V151H164ZM171 149H173V150H171ZM188 149H190V150H188ZM211 149V150H210ZM217 149V150H218ZM237 149V150H236ZM140 150V151H139ZM146 150V151H145ZM157 150V151H156ZM160 150H162V151H164V153L165 154H163V153H161L162 151H160ZM169 150V151H168ZM171 150V151H170ZM201 150V151H200ZM217 150H215V151H217ZM227 150V151H226ZM257 150V151H256ZM3 151V152H2ZM139 151V152H138ZM154 151V152H153ZM190 151V152H189ZM203 151V153H200V152H202ZM211 151V152H210ZM237 151V152H236ZM4 152H7V153H4ZM28 151L26 150V151H24V153L25 154H28L27 153ZM157 152H160V153H158L157 154ZM168 152H170V153H168ZM171 152H173V154L171 153ZM184 152V153H183ZM197 152H199V153H197ZM209 152V153H208ZM215 154H213V153ZM154 153V154H153ZM177 153H178V155H177ZM179 153H180V156H179ZM218 153V154H217ZM223 153V154H222ZM227 153H230V154H227ZM140 154V155H139ZM176 156H175V155ZM187 154V155H186ZM197 154L199 155V156H197ZM204 154V155H203ZM214 155V157L213 156H211V155ZM221 154V155H220ZM7 155V156H6ZM152 155V156H151ZM158 155V156H157ZM161 155V156H160ZM165 155V156H164ZM172 155H174V156H172ZM185 155V156H184ZM220 155V156H219ZM234 155V156H233ZM245 155V156H244ZM249 155V156H248ZM2 156V157H1ZM10 156V157H9ZM146 156V157H145ZM148 156V157H147ZM155 156V159H153L152 157H154ZM166 156H168V157H166ZM170 156H172V157H170ZM177 156H179V157H177ZM182 156H184V157H182ZM188 156V157H187ZM197 156V159L195 158ZM204 156V157H203ZM219 156V157H218ZM222 156V157H221ZM230 156V157H229ZM233 156V157H232ZM160 157H161V160H160ZM185 157H187V158H185ZM191 157V158H190ZM192 157H194V159H195V161H198V162H194V159L192 158ZM203 158V159H201V158ZM206 157H207V159H206ZM211 159H210V158ZM223 157H225V158H223ZM8 158V159H7ZM11 158V159H10ZM147 158V159H146ZM152 158V159H151ZM156 158L157 159H159L161 162H164V163H161L159 160H158V162H160V163H156ZM164 158H166V160L164 159ZM181 158V160L182 161H185L184 163L182 162V161H180L179 159ZM185 158V159H184ZM218 158H220V159H222L223 158V162H222V160H220V159H218ZM236 158V159H235ZM258 158V159H257ZM5 161H4V160ZM11 161H10V160ZM206 159V160H205ZM213 159V160H212ZM215 159H218L219 161H220V164H219V161L217 160V161H214ZM244 159H245V161L247 162V164L249 165V167L250 166H252L251 168H249L248 167V165H246V164H244V163H246V162H244ZM250 159L251 160H253V161H250ZM256 159L257 160H259V161H256ZM150 160V161H149ZM156 160V161H155ZM163 160V161H162ZM168 160V161H167ZM170 160H174V161H170ZM187 160H189V161H187ZM203 161L204 163H202L201 161ZM205 160V161H204ZM211 160H212V163H211ZM235 160V161H234ZM249 160V161H248ZM151 161H152V166H153V168L154 169H152V166H150L151 164ZM154 161V162H153ZM179 161V162H178ZM187 161V162H186ZM190 161H191V164H190ZM226 161V162H225ZM254 161H256L255 163H253ZM9 162H11V163H9ZM17 164V166H15L16 164ZM150 162V163H149ZM181 162V163H180ZM215 162L216 163H218V164H215ZM259 162V163H258ZM7 163V164H6ZM150 165H149V164ZM156 163V164H155ZM170 164L171 163V165H172V167H171V165H170V168H169V165L168 164ZM178 163V164H177ZM180 163V164H179ZM195 163V164H194ZM202 163V164H201ZM206 163V164H205ZM227 163V164H226ZM235 163V164H234ZM261 163V164H260ZM3 164H5V165H3ZM162 164V165H161ZM164 164V165H163ZM192 164H194V165H192ZM200 164V167L199 166H197V167H194V166H196V165H199ZM222 164V165H221ZM14 165V169H13V167L11 168V166H13ZM149 165V168L147 167ZM158 165V166H157ZM179 165V166H178ZM187 165H190V167L188 166L187 167ZM202 165V166H201ZM209 167H208V166ZM215 165H217V166H215ZM226 165H228V166H226ZM240 165H243V167L241 166L240 167ZM5 166H7V168L5 167ZM10 166V167H9ZM162 166L163 167H165V168H163V169H161L162 168ZM166 166H167V168L168 169H172V170H174L175 168H177V169H175L174 170V173H172V170H168L167 168H166ZM183 166H184V168L185 169H187V168H189V172L186 170V175H185V173H183L185 170H184V168H183ZM210 166H212V169H210L211 167ZM219 166V170H218V167ZM255 166V167H254ZM5 167V168H4ZM158 167V168H157ZM160 167V168H159ZM180 169H179V168ZM207 169H206V168ZM215 169H214V168ZM229 167H230V170H231V172L229 171ZM262 167V168H261ZM4 170H3V169ZM192 168H194V169H192ZM203 168H204V170H203ZM246 168V169H245ZM247 168H249V169H247ZM255 168V169H254ZM6 169V170H5ZM12 170V172H10L11 170ZM18 171H17V170ZM149 169V170H148ZM151 169V170H150ZM161 169V170H160ZM164 169H165V171H164ZM178 169H179V171H178ZM181 169L183 170V172L181 171ZM197 169H198V171H197ZM233 169V170H232ZM256 169H259V170H256ZM17 171V174H13V172H15V171ZM20 170V171H19ZM159 170V171H158ZM215 170V171H214ZM240 170H242L241 171V173H240ZM247 170H249L248 171V173L250 172H252L251 173V176H249V174L248 175H246V176H244L243 177V175L244 174H247ZM3 171H6L5 173H6V177H4V172ZM22 171V172H21ZM182 172V173H179V172ZM191 171H192V174H191ZM193 171H195L194 173H196L195 175H193L194 173H193ZM201 171V172H200ZM208 171H211V172H213L212 174L214 175H212V174H207V173H211V172H208ZM237 171V174L235 173V175H233V173L234 172H236ZM253 171H257V172H259V175H258V173L256 172V174L258 175V176H260V177H258L257 175H255V172L253 173ZM263 171V172H262ZM2 172V173H1ZM19 172V173H18ZM154 172V171H153ZM176 172H178L179 173V175L180 176H178L177 174H176ZM203 172V173H202ZM220 172V173H219ZM227 172H228V174H227ZM238 172H239V174H238ZM4 173V174H3ZM22 173V174H21ZM188 173H190L191 174V176H190V174H188ZM205 173V174H204ZM217 175H216V174ZM244 173V174H243ZM3 174V175H2ZM174 174H176V175H174ZM181 174H183V178L185 179H183L182 178V176H181ZM229 174H231V175H229ZM242 175L241 177H243V178H241L239 175ZM19 175H20V177H19ZM22 175V176H21ZM34 175V176H33ZM39 175V177H37ZM189 175V176H188ZM204 175H205V177L206 178H204ZM210 175H212V176H210ZM223 175H224V177H223ZM227 177H226V176ZM240 177V178H238V176ZM256 177H255V176ZM17 176V178H15ZM169 176V177H170ZM176 176V177H175ZM178 176V177H177ZM199 176V177H198ZM220 176V177H219ZM14 178V180H13V178ZM22 177V178H21ZM25 177V178H24ZM45 177V178H44ZM186 177L188 178V179H186ZM201 177V178H200ZM213 178V179H210V178ZM215 177V178H214ZM228 178V179H226V178ZM235 177H236V179H235ZM249 177V178H248ZM253 178V177H255V178H253L252 180L250 179V178ZM258 177V178H257ZM6 179V180H4V179ZM9 178V179H8ZM34 180H33V179ZM37 178V179H36ZM48 178V179H47ZM178 178V179H177ZM203 178V179H202ZM237 178H238V180H237ZM12 179V180H11ZM27 179V180H26ZM236 180V182L235 181H232V180ZM243 179H245V180H243ZM256 179V180H255ZM205 180H207V181H205ZM232 181V183L230 184L229 183V181ZM247 180H250V181H247ZM254 180H255V182H254ZM258 180V181H257ZM29 181H33V183L32 182H29ZM45 181V182H44ZM202 181H203V183H204V181L207 183H202ZM211 181H214V183H216V185H214V183L213 182H211ZM221 181L224 183L225 182V186L221 183ZM254 182V183H256L257 182V184L255 185V184H253L252 182ZM18 182V183H19ZM42 182H44V183H42ZM49 182V184L50 185H48L47 186V184L46 183H48ZM226 182H228V183H226ZM234 182V183H233ZM249 184H248V183ZM25 183H27V184H25ZM34 184L33 186L31 185V184ZM37 183H39V184H37ZM209 183H210V185H209ZM244 183H245V185H244ZM262 184V185H260V184ZM21 184H23V185H21ZM29 184H30V187H32V188H30V187H28L29 186ZM43 184V185H42ZM203 184V185H202ZM226 184H228V185H226ZM236 184V185H235ZM242 184V185H241ZM248 184V185H247ZM259 184V185H258ZM13 185H15V183H13ZM21 185V186H20ZM28 185V186H27ZM181 185H183V188H181L180 186ZM185 185V186H184ZM206 185L207 186H209V188H206ZM219 185V186H218ZM235 185V186H234ZM237 185H239V186H237ZM252 185H254V186H252ZM22 186H23V189H22ZM24 186H27L28 188L27 189H25L26 187H24ZM37 187L38 188V190L35 188V187ZM45 188H44V187ZM188 186V187H187ZM216 186H218V187H216ZM232 186H234V187H237V188H232ZM257 186H259L258 188H259V190L257 189ZM21 187V188H20ZM33 187H34V189H33ZM43 187V188H42ZM203 187H205V188H203ZM217 188V189H215V188ZM221 187H222V191H221ZM224 187H226L225 189H224ZM229 187V188H228ZM248 187V188H247ZM6 188V189H5ZM11 188H13L12 190H11ZM59 188V189H58ZM62 188V189H61ZM67 188V189H66ZM189 188V189H188ZM219 188H220V192H219ZM240 188H242V190L240 189ZM250 188H251V190H250ZM260 188H262L263 190H261ZM30 189H32V190H30ZM40 189V190H39ZM51 189V190H50ZM70 189H72V190H70ZM181 189V190H180ZM211 189V190H210ZM229 189H231V190H229ZM256 190L257 191V193H258V191H259V195H260V197L258 196V194H256L257 196V198L255 197V193H256V191L254 192L253 190ZM3 190V191H2ZM6 190V191H5ZM34 190H35V192H34ZM50 190V191H49ZM58 190V192L57 193H55L56 191ZM61 190L64 192V194H63V192H61ZM67 190V191H66ZM70 190V191H69ZM73 190H75V192L73 191ZM104 190H106V191H108L107 190V187L106 188H103V191ZM202 190V191H201ZM217 190H218V194H217ZM229 190V193H233V194H228L227 193V191ZM239 190V191H238ZM249 190V191H248ZM8 191V192H7ZM10 191V192H9ZM15 191V192H14ZM16 191H17V193H16ZM24 191V192H23ZM26 191V192H25ZM31 191H33L32 192V194H31ZM50 192L51 193V195H52V193H53V195L51 196L52 198H50V199H44V198H42V197H44V195H46V193H48V192ZM53 191H55V192H53ZM72 191V193H70ZM106 191H104L105 193H106V197H107V192ZM206 193H205V192ZM215 191V195H214V192ZM230 191H233V192H230ZM251 191H253L252 193H254V194H252L251 193ZM263 191V192H262ZM21 192V193H20ZM29 192V196H32V198L30 197V198H28L29 196H27L28 193ZM41 192H43V193H45V194H43V193H41ZM88 192V193H87ZM179 194H178V193ZM187 192V193H186ZM207 192H208V194H207ZM212 192V193H211ZM224 192V193H223ZM6 193L7 194H9V195H7L6 196ZM12 193V194H11ZM23 193V194H22ZM55 193V194H54ZM85 193V194H84ZM95 193H97V194H95ZM226 193L228 194V196L230 195V197L228 198V196L226 195ZM236 193V194H235ZM239 195H238V194ZM17 196V198L15 197V195ZM17 194H19V195H17ZM40 194V195H39ZM61 194V195H60ZM72 194V195H71ZM180 194H182L183 196H180ZM187 194V195H186ZM199 194V195H198ZM211 194V195H210ZM3 195V196H2ZM22 195V196H21ZM23 195H25L24 196V198H23ZM35 195H38V196H36V198H33V197H35ZM60 195V196H59ZM63 195V196H62ZM69 197H68V196ZM75 195V196H74ZM81 195H82V197H81ZM97 195V196H96ZM185 195H186V197H185ZM207 195H209V197L211 198H209V197H207ZM212 195H214V198L212 197ZM219 195V196H218ZM224 195V196H223ZM241 195V196H240ZM261 195L263 196V197H261ZM83 196H85V197H83ZM89 196V197H88ZM91 196V197H90ZM200 196V197H199ZM227 196V197H226ZM251 196H252V198H253V200H252V198H251ZM6 197V198H5ZM22 198V199H20V198ZM58 197H60L59 198V200L57 199ZM78 197H80V199L78 198ZM190 197V198H189ZM199 197V198H198ZM203 197L204 198H206V199H203ZM223 197V198H222ZM231 197H235V199L233 198V200L231 199ZM242 197H246L245 198V200H244V198H243V201H242V203H241V201L240 200H242ZM43 199V200H39V199ZM69 198V199H68ZM184 198V199H183ZM199 200H198V199ZM203 200H202V199ZM216 198H218V199H216ZM249 200H251V201H249ZM255 198V199H254ZM8 199H14V201L12 202V203H14L13 205H18V206H14L13 207V205H12V210H13V212L12 211H10L9 209H8V207L6 206V204L4 203V200H8ZM32 199H35V201L36 202H38V203H36L35 201L33 202V201H31ZM54 199H55V201H54ZM71 199H73V200H71ZM76 199V200H75ZM84 200V202H82V200ZM178 199L179 200H183V202H181L180 203V201L178 202ZM193 199V200H192ZM224 199V200H223ZM238 199V200H237ZM257 199V200H256ZM263 199V200H262ZM24 200V201H23ZM27 200V201H26ZM29 200V201H28ZM46 200V201H45ZM49 200V201H48ZM57 200V201H56ZM67 200V201H66ZM68 200H70V202L68 201ZM78 200H79V203H78ZM173 200V201H172ZM176 200V201H175ZM212 200V201H211ZM214 200V201H213ZM216 200V201H215ZM255 200L256 201H260L259 203L257 202H255ZM17 201V202H16ZM20 201H22V203L21 204H24L25 202V204L24 205H21V204H18V203H20ZM41 201H43V202H41ZM45 201V202H44ZM62 203H61V202ZM187 201V202H186ZM189 201V202H188ZM190 201H191V204H193V202H195L194 203V205L193 206H191V204H190ZM200 201V202H199ZM231 201V202H230ZM233 201V202H232ZM235 201V202H234ZM247 201V203H245V202ZM249 201V202H248ZM24 202V203H23ZM49 202V203H48ZM50 202H52L51 204L53 205H51L50 204ZM188 203V204H186V203ZM206 202V203H205ZM210 202L212 203V204H210ZM215 202H218V204L217 203H215ZM263 204H262V203ZM31 203V206L29 205ZM44 203V204H43ZM46 203H48V204H46ZM58 203V204H57ZM68 205H67V204ZM70 203V204H69ZM75 203V204H74ZM82 203H83V205H82ZM199 203V204H198ZM201 203V204H200ZM209 203V204H208ZM235 203V204H234ZM243 203H244V205H243ZM249 203H250V205H251V207H250V205H249ZM5 204V205H4ZM34 204H35V207H34ZM38 204V205H37ZM40 204V205H39ZM42 204V205H41ZM64 204V205H63ZM173 204H175L174 205V207H173ZM182 205L181 207H182V209L184 208V210H183V212H179V210H182L181 209V207H179L180 205ZM184 204V205H183ZM190 204V205H189ZM195 204H196V208L198 209V212H196L197 214H194L195 212H194V210L192 211V210H190L191 209V207H195ZM223 204H224V206L225 207H223ZM228 204V205H227ZM229 204L232 206V204H233V206H235V209H237V211L236 210H234V207H230L229 206ZM258 204V205H257ZM261 204V205H260ZM49 205V206H48ZM71 205H72V207H71ZM80 205V206H79ZM82 205V206H81ZM187 205H189V206H187ZM203 207H202V206ZM212 205V206H211ZM238 205H239V207H238ZM245 205H246V208H244L245 207ZM254 205H256V208L255 207H253ZM36 206H40V207H37L36 208ZM58 207V209L56 208V207ZM62 206V207H61ZM65 206H67V207H64ZM80 207V209L82 210V212H81V210L79 209V207ZM191 206V207H190ZM200 206V208H198ZM206 206V207H205ZM250 207V209L251 210H254V211H252L251 212V210H249L248 208ZM2 207V208H1ZM21 207V208H20ZM22 207H24V209L23 210H21V213H20V211H18V210H20V209H22ZM28 207V208H27ZM29 207H31V208H29ZM33 207H34V210H33ZM41 207H43L42 209H40ZM44 207H47V208H49V210L47 209L46 210V212H45V208ZM56 209H55V208ZM83 207H86L87 208V210L88 211H92V212H88L87 210H85ZM186 207H188L187 209L189 210V211H187V210H185V208ZM208 207V208H207ZM213 207V208H212ZM223 207V208H222ZM237 207V208H236ZM242 207H243V209H242ZM6 208H7V210H6ZM16 208H18V210L16 209ZM29 210H27V209ZM39 208V209H38ZM50 208H54L53 210L52 209H50ZM63 208V209H62ZM77 210H76V209ZM192 208V209H193ZM196 208H194V209H196ZM206 208L207 209H209V210H207V211H210V218H211V216H213L214 217V214L216 215L214 218H211V219H213L212 221H211V219L209 218V219H207V217H209V216H207V215H209V212H207L206 211ZM255 208V209H254ZM263 208V209H262ZM38 209V210H37ZM44 209V210H43ZM91 209V210H90ZM179 209V210H178ZM205 209V210H204ZM214 209H216V210H218V211H216V210H214ZM233 209V210H232ZM258 209V210H257ZM16 210V211H15ZM26 210V211H25ZM37 210V211H36ZM41 211V213H39L38 211ZM52 210V211H51ZM54 210H55V213H53L54 212ZM56 210H57V212H56ZM63 210V211H62ZM70 210H71V212H70ZM75 210V211H74ZM80 210V211H79ZM222 210V211H221ZM243 210V211H242ZM245 210H247V211H245ZM49 211H51V212H49ZM59 211V212H58ZM65 213V214H62L61 215V217H56V216H59V214L58 213ZM77 211H79V214H78V212ZM84 211V212H83ZM177 211V212H176ZM192 211V212H191ZM201 211H202V213H201ZM204 211H206V212H204ZM213 211V212H212ZM223 211H224V213H223ZM234 211V212H233ZM240 213H239V212ZM263 211V212H262ZM5 212L7 213V214H5ZM16 212V213H15ZM69 212V213H68ZM86 212H88V213H86ZM187 212V213H186ZM189 212V213H188ZM200 212V213H199ZM204 212V213H203ZM220 212V213H219ZM242 212V213H241ZM244 212V213H243ZM246 212H249V213H246ZM22 213H24V215L22 214ZM38 213H39V215L41 216H38ZM53 213V214H52ZM73 213L75 214V216H73ZM77 213V214H76ZM82 213V215L80 216V214ZM84 213L85 214H87L86 216H84ZM206 213H208L207 215H206ZM236 213V214H235ZM247 215H246V214ZM253 213H254V216H253ZM258 213V214H257ZM2 214V215H1ZM11 214V215H10ZM21 214V215H20ZM33 214H34V216H33ZM50 214V215H49ZM90 214V215H89ZM94 214H96V212L94 213ZM199 214H200V216H199ZM202 214V215H201ZM220 214L222 215V216H220ZM223 214L225 215V216H223ZM241 214H243V216L241 215ZM4 215H5V217H4ZM22 215L24 216V217H22ZM35 215L37 216L36 218H35ZM66 215H68V216H66ZM72 215V216H71ZM97 215V214H96ZM197 215V216H196ZM204 215V216H203ZM205 215L207 216V217H205ZM220 217H219V216ZM235 215H236V217H235ZM257 215V216H256ZM43 216H45V217H43ZM48 216V217H47ZM55 216V217H54ZM82 216H84V217H82ZM129 217V220H128V217ZM189 217L188 219H187V221H186V217ZM191 216H193V217H191ZM237 216L239 217V219L237 218ZM248 218H247V217ZM32 217V218H31ZM66 219H64V218ZM75 218V220H74V218ZM81 218L83 221L86 219V217L87 218H89V219H87V220H85L84 222H85V224H84V222L83 221H81L79 218ZM127 219H126V218ZM198 217V219L200 218V220H196V218ZM202 217H203V219H202ZM204 217H205V219L207 220V222L203 225L202 223H204L205 222V220H204ZM217 217V218H216ZM227 217H229V220H228V218ZM232 217H233V219H232ZM235 217V218H234ZM255 217V218H254ZM257 217V218H256ZM43 218V220H41ZM47 219V221L46 220H44V219ZM52 220H51V219ZM57 218V219H56ZM62 218L64 219V220H62ZM76 218H78V220L76 219ZM97 218V219H96ZM194 218V220H192ZM218 218H222V219H220V220H218ZM227 218V219H226ZM243 218H246V219H243ZM27 219V220H26ZM36 219V221H33V220H35ZM54 219V220H53ZM56 219V220H55ZM60 219H61V221H60ZM94 219L95 220H97V221H94ZM249 220V222L248 223H250L251 222V224H249V226H248V223H247V221ZM253 221H252V220ZM38 220V221H37ZM58 220V221H57ZM188 220H190V221H192V222H190V221H188ZM215 220H218L217 222L215 221ZM234 220H235V223H236V225L237 226H235L234 224ZM237 220V221H236ZM247 220V221H246ZM251 220V221H250ZM258 220V221H257ZM8 221V220H7ZM33 221V222H32ZM42 221H43V223H42ZM45 221L47 222V223H49V225L46 223L45 224ZM55 221H57V222H55ZM64 222V223H60V222ZM65 221L66 222H69L68 224V226L66 225V223H65ZM87 221V222H86ZM196 223H198V224H196ZM199 221V222H198ZM208 221H211V222H208ZM221 221V222H220ZM222 221H224V222H222ZM228 221V222H227ZM239 221V222H238ZM38 222H39V224H38ZM54 222V223H53ZM58 222H59V224H63V225H61V227L58 225ZM78 222H81V223H78ZM89 222V223H88ZM130 222V223H129ZM132 222V223H131ZM194 222V223H193ZM202 222V223H201ZM218 222H220V223H222V224H220V223H218ZM227 224H226V223ZM241 222V223H240ZM243 222V223H242ZM71 223V224H70ZM97 223H98V225H99V223H100V225L98 226L97 225ZM200 223V224H199ZM211 223V225H214V226H212V227H210V225L208 226V224H210ZM229 223V224H228ZM232 223V224H231ZM234 223V224H233ZM238 223H240L239 225H238ZM245 223V224H244ZM27 224V225H26ZM41 224V225H40ZM84 224V225H83ZM88 224V228L89 229H93L94 227H93V225L95 226V228L93 229V231L94 232H92V229H91V232H88L89 230H87V228L85 227L86 225ZM135 226H134V225ZM146 224V225H145ZM226 226H225V225ZM40 225V226H39ZM45 225V226H44ZM48 225V226H47ZM57 225V226H56ZM64 225H66V228H65V226ZM70 225H74L76 228H78L77 226H79V228L78 229H75V227L74 226H71L70 227ZM80 225H82L81 227H80ZM130 225H131V228H130ZM139 225V228L137 227ZM222 225H224V226H222ZM228 225H230L229 227H227ZM232 225V226H231ZM246 225H247V227H246ZM257 225V227L255 228V226ZM259 225V226H258ZM29 226V227H28ZM33 226V227H32ZM38 226V227H37ZM102 226V227H101ZM145 226V227H144ZM153 228H152V227ZM234 226L235 227H238V228H234ZM61 228L62 229V231H61V229L59 230V228ZM67 227H68V229H67ZM84 227V228H83ZM99 228V231H98V228ZM107 227H109V228H107ZM129 227V228H128ZM135 227V228H134ZM145 229H144V228ZM201 227V226H200ZM219 227V228H218ZM221 227H223V231H222V228ZM231 227V228H230ZM240 227V228H239ZM27 228H25V229H27ZM83 228V229H82ZM107 228V229H106ZM134 228V229H133ZM202 228V227H201ZM221 228V229H220ZM229 228V230H231V233H227L229 230H227ZM233 228V229H232ZM247 228V229H246ZM251 230H250V229ZM255 228V229H254ZM42 229V230H41ZM75 229V230H74ZM96 229V230H95ZM101 229H102V231H101ZM104 229V230H103ZM108 229H111V232L108 230ZM116 231H115V230ZM130 229V230H129ZM151 229H153V230H151ZM205 229V230H204ZM224 229H226V230H224ZM236 229V230H235ZM81 230H84V231H82L83 233H81V235L78 233V234H76L77 232L76 231H81ZM106 230H108V231H106ZM115 231V233L113 232V231ZM119 230V231H118ZM128 230H129V232H128ZM135 232L134 234H133V231ZM138 230H139V232H138ZM140 230H141V232H140ZM142 230H143V232L145 231L146 232V230H148L147 231V233H145V234H143V232H142ZM151 231V233H149L150 231ZM232 230H234V231H232ZM246 230V231H245ZM248 230L249 231H251V234H250V232L248 233ZM56 233H55V232ZM58 231V232H57ZM86 231H87V233H86ZM104 231H106V232H104ZM121 231V232H120ZM131 231V232H130ZM153 231H154V233H155V235L157 236H155L154 235V233H153ZM219 231L221 232V233H219ZM238 232V234H242V236H240V235H238L237 233L235 234L236 235V237L235 236H233L234 235V232ZM244 231H245V233H246V235H245V233H244ZM53 232V233H52ZM76 232V233H75ZM97 232V233H96ZM110 232V233H109ZM116 232H118V238L117 239H115L116 237H117V233ZM125 232H127L128 234H126ZM202 232V233H203ZM215 232V233H214ZM217 232L220 234V236H219V234H217ZM230 232V231H229ZM243 232V233H242ZM257 232V233H256ZM51 233V234H50ZM65 233V234H64ZM68 233V234H67ZM88 233H90V234H88ZM93 233H96L95 235H98L102 240L103 239H105V240H101V239H99V238H97L98 236H94V234ZM109 234V235H107V234ZM133 234V235H131V234ZM139 233H140V235H139ZM204 233V234H205ZM263 233V234H262ZM53 234V235H52ZM83 234V235H82ZM85 234V235H84ZM88 234V235H87ZM123 234V235H122ZM130 234V235H129ZM141 234H143V235H145V236H147V235H149V238H150V236H151V238L150 239H147L148 237H145V236H142ZM152 234V235H151ZM214 234H217L216 235V237L214 236V238L216 239H218V241H216L214 238H213V235ZM222 234H224V236H221ZM231 236V238L229 237V235ZM247 234L249 235V237H250V239L248 240V236H247ZM258 234V235H257ZM260 234V235H259ZM50 235H51V237H50ZM63 235V236H62ZM72 235H75V236H72ZM91 235H92V239H94V244L91 242V241H93L92 239H91ZM121 235V236H120ZM134 235L136 236V237H134ZM245 235V236H244ZM43 236V237H42ZM79 236V237H78ZM87 236V237H86ZM93 236H94V238H93ZM105 236V237H104ZM106 236H109V239L106 237ZM131 236V237H130ZM153 236L155 237V239L153 238ZM226 236V237H225ZM230 238V239H228V237ZM256 236V239H258L259 238V240H256L254 237ZM53 237V238H52ZM63 237V238H62ZM67 237H68V239H67ZM76 238V239H74V241H77L76 243H79L80 242V244L77 246L78 248L76 249L75 248V243H74V241H73V238ZM83 237V238H82ZM96 237V238H95ZM103 237V238H102ZM126 237V238H125ZM158 237H160V238H162V240L160 239V238H158ZM204 237H203V239H204ZM241 238V237H243V239H242V241L241 240H239L242 244L241 245H243L244 243H245V241L247 242V241H250V242H247L246 244H247V246L245 245H243V246H241L240 244H239V242H238V239L239 238ZM245 237L247 238V239H245ZM51 238H52V240H51ZM78 238L80 239V240H87L86 241V245H84L85 244V241L83 240L82 242L81 241H79L78 240ZM138 238L139 239H142V242H140L139 240H138ZM144 238H146L147 239V241L144 239ZM158 238V239H157ZM254 238V239H253ZM262 238V239H261ZM47 241H46V240ZM69 239H71V241L72 242H70V241H68ZM151 239H152V241L154 242V243H157L158 244V246H157V244H154L152 241H151ZM198 240V242H196L195 243V241H197ZM210 239V240H209ZM213 239V240H212ZM226 239H228V240H226ZM236 239V240H235ZM253 239V240H252ZM95 240H100L98 243V245H97V241L95 242ZM143 240H144V242H147L146 243V245H144L145 243L143 242ZM150 240V241H149ZM160 240V241H159ZM164 240V241H163ZM229 241V243H226L225 241ZM234 240V241H233ZM244 240V241H243ZM255 240V241H254ZM262 240V241H261ZM79 241V242H78ZM106 243H105V242ZM116 241V242H115ZM156 241V242H155ZM165 241H166V243H165ZM174 241V242H173ZM253 241H254V243H253ZM260 241H261V243L263 244H261L260 243ZM44 242V243H43ZM68 242H70L69 244H68ZM84 242V243H83ZM101 242H103V243H105V245H103V243H102V245H101ZM160 242H162L161 244H160ZM169 242V243H168ZM211 242H212V246L210 245L211 244ZM216 242H218L217 244H219V247H218V245L216 244ZM222 242V243H224V245H225V243H226V245L225 246H223V244L221 245L220 243ZM231 242H234V244H237V245H234L233 243H231ZM74 243V244H73ZM83 243V244H82ZM95 243H96V245L97 246H99L100 247V249H98L99 247H96V248H94L95 246ZM116 243V244H115ZM118 243H120V244H118ZM149 243V244H148ZM172 243H174L173 245H172ZM210 243V244H209ZM213 243H215L214 245H216V246H214L213 245ZM249 243H251V244H249ZM253 243V244H252ZM48 245V247H47V245ZM62 244H65V245H62ZM107 244V245H106ZM129 244H131V245H129ZM134 244V245H133ZM171 244V245H170ZM182 244V245H181ZM228 244V245H227ZM249 244V245H248ZM69 245H70V247H69ZM93 245V246H92ZM154 245V246H153ZM162 245V246H161ZM185 245V246H186ZM209 245V247L210 248H212L211 249V253L212 252H214L215 251V255H217V256H214L213 255V253H212V255H211V253L209 252L210 251V249H209V247H208V249L206 248V246H208ZM221 245V246H220ZM229 245H231V247L229 246ZM52 248H51V247ZM63 246V247H62ZM115 246V247H114ZM117 246V247H116ZM119 246V247H118ZM125 246V247H124ZM156 246V247H155ZM236 246V248H233V250H231V248L232 247H235ZM240 246V247H239ZM248 246H249V248H248ZM252 246V247H251ZM263 246V247H262ZM72 247H73V249H72ZM93 247V248H92ZM102 247H103V249H102ZM110 247V248H109ZM120 247H123V248H121L120 249ZM166 247V248H165ZM171 249H170V248ZM205 247V248H204ZM214 247L216 248L215 250H214ZM223 247V248H222ZM227 247H228V250H227ZM237 247H239V248H237ZM244 247V248H243ZM251 247V248H250ZM70 248H71V250H70ZM115 248H118V249H115ZM157 248V249H156ZM226 248V249H225ZM230 248V249H229ZM49 249H50V251H49ZM55 249V250H54ZM102 249V250H101ZM109 249H111V250H109ZM125 249V250H124ZM207 249V250H206ZM224 249H225V251H224ZM236 249V250H235ZM240 250V251H238V253H237V250ZM243 249H244V252H243ZM67 250H69V251H67ZM74 250H76V251H74ZM79 250V251H78ZM96 250V251H95ZM131 250V251H130ZM206 253V254H208V253H210V254H208V255H206L203 251ZM214 250V251H213ZM105 251H103V252H105ZM218 251V252H217ZM224 251V252H223ZM226 251H228V252H226ZM233 251V252H232ZM56 252V253H55ZM68 252H70V254H68ZM74 252V253H73ZM78 254H76V253ZM112 252H114L113 254L114 255H112ZM115 252H116V254H115ZM122 254H124V255H122ZM127 253L128 255H126L125 253ZM177 252V254L178 255H176L175 253ZM226 252V253H225ZM44 253V254H43ZM46 253V254H45ZM51 253H52V255H53V257H52V255H51ZM54 253L55 254H57V255H54ZM65 253V254H64ZM171 253H173V254H171ZM243 254V256L242 255H240V254ZM112 255V256H114V257H112V256H109V255ZM120 254H121V256H120ZM132 255V258H128V257H131V255ZM206 255V258H207V256H209V259H211V257H212V259L211 260H209L208 261V258L207 259H205V257L204 256H202V255ZM220 254H221V257H220ZM247 254H248V256H247ZM42 255H43V257H42ZM47 255V256H46ZM59 255V256H58ZM152 255V256H151ZM172 255V256H171ZM202 256V258H201V256ZM224 255V256H223ZM236 255V256H235ZM46 256V257H45ZM58 256V258H56ZM62 258H61V257ZM77 256H79L78 257V259H77ZM122 256L124 257L125 256V258H126V260H125V258H123L125 261H121L122 260ZM126 256H128V257H126ZM174 256H176V257H174ZM231 256H233V259H231L232 257ZM238 256H239V258H238ZM141 257V258H140ZM217 257V258H216ZM231 257V258H230ZM235 257V258H234ZM42 258V259H41ZM48 260H47V259ZM63 258H64V260H63ZM135 258V259H134ZM174 260H173V259ZM201 260H200V259ZM219 258V259H218ZM242 260H241V259ZM41 259V260H40ZM44 259V260H43ZM59 259H60V262H59ZM78 261H77V260ZM42 260H43V263H42ZM62 260V261H61ZM117 260H119V263H118V261ZM157 260V261H156ZM207 262H206V261ZM228 260H230V261H228ZM53 261V262H52ZM217 261H218V263H217ZM232 261V262H231ZM242 261V262H241ZM245 261H247V262H245ZM226 262V263H225ZM261 264V263H259V262H256V264Z\"/></svg>","mask_w":264,"mask_h":264},{"label":"bare ground","instance_id":"bare-ground-1","mask_svg":"<svg viewBox=\"0 0 264 264\" xmlns=\"http://www.w3.org/2000/svg\"><path fill=\"white\" fill-rule=\"evenodd\" d=\"M28 1H30V0H0V95H1V98L2 99H0V101H3L2 102V110H3V112L5 113V115L8 117V118H10V120H11V125H10V133L9 134H7L6 135V139H4L5 140V144H4V148L6 147V150H7V152L9 153V155L12 157V161H16V163L18 162L19 163V165L22 167V169H23V171H24V173L27 175V174H34V173H38V174H40V176L42 175V174H46L47 175V177H49L50 178V184L51 183H53L55 186H53V185H51V186H49L51 189H53V187H55L54 189H56V187H58L57 185H61L62 186V188L64 189V187L63 186H68V189H69V187L70 188H73V189H76L78 192V194L79 193H82V192H85V191H88L89 193L90 192H94V191H98V197H94V199L93 200H91V201H87L86 202V200H85V202H84V200H82V202H84V203H86V204H88L91 208H92V210L93 211H95L96 212V214H94L92 211H88L87 210V208L86 207H83L85 210H87L88 212H92L93 214H89L90 216H88V217H91L90 219L89 218H87L86 217V219L85 220H87V219H89L90 220V222H91V219H93V217H95V216H97V218H98V220L102 223V225L103 224H105V225H107V226H109V227H118V228H120L121 227V230L122 229H124V228H122V219H123V217L124 216H126V215H128V216H130V218H132V222H135V224L137 225V223L138 224H140L141 222H145L146 224L148 223V224H151L152 226L154 225H156L155 226V233H156V231L158 232L156 235L157 236H160V235H162V234H160V233H163L164 234V236L166 237V239L167 240H170V239H177L179 242H178V244L179 243H183L182 241H184V239H187L186 241H188V243L189 244H185L184 246L182 245V246H178L179 248H182L181 249V251H180V255H178L177 254V252L175 253L176 255H178L177 256V259H178V262L180 263V264H202V263H204V261L201 263V261L199 262L198 261V255H197V253L199 254V250L200 249H202L203 248V246L202 245H207L208 243H207V238H210L211 237V234H207V235H209L208 237H204L205 235H206V230L203 232V227H205L206 225H204L206 222H207V220L205 219V217H207V216H209V217H207V219H209L210 218V211H207V210H209V209H207L206 208V211L207 212H209V215H207L208 213H206V215H205V217H204V220H205V222L204 223H202L204 226H202L200 223V225L199 226H196L195 224H192V225H190V224H186L185 223V219H183L182 217H184L183 215H185L184 213H185V211L183 212V210H184V208L182 209V205H180L179 207H181V209L182 210H179V212L181 211V212H183V215L181 216V218H179V217H177V216H175L173 213H172V211L170 210V208L169 207H171L172 206V203H171V205L170 204H168L169 202H167V200L169 199H167V197H169L170 196V199H171V197L173 196V194H175V195H177L175 192L176 191H178L177 189L179 188V186L177 185V184H180L181 182H183L182 180H181V178H179L180 180H181V182L179 183L178 181H180V180H178L177 182H175V181H171L174 177H172V179H171V176L170 175H172V174H170V172L169 171H167V172H169V176L166 174L167 172L165 171V169H164V171L166 172H163V173H161V171H159V172H156L155 170H152V174H150V173H147V170H146V168L145 167H143L142 165H144V161H145V158H144V160L143 161H141L142 159L141 158H143L142 156H141V158H140V156H138V154L136 153L137 152V150L140 148L141 149V147H143L144 145H146L149 141H152V142H154L152 139L154 138V136L155 135H157V136H159V139H160V136H161V139H167V137L169 136V134H168V136L166 137V135H165V133H164V131H162V129L160 128V126L162 125H158L159 123H158V121H159V119L162 117V115H164V114H162V112L164 111V110H161V109H159L156 105H155V103H156V101H155V103L154 102H151V100H150V102H148V101H146L147 103L145 104V103H143V101H142V103L140 102V105H135L134 107H132V108H130L131 109V111H132V114H131V117H130V120H129V124H128V129H127V131L126 132H124L123 131V129H122V127L120 126V120H118V121H116L113 125H111V121H110V126H111V130L112 131H110V132H115L114 134V137H112L113 138V143H114V146L115 147H113L112 145L110 146V144H109V141H108V137H106V134H104V133H102V132H100V129H99V127H98V125L97 124H95L93 121H91L90 119H88V117L85 115V114H87V113H85L84 112V110H86V108L83 110V108L85 107V105H84V107L83 108H81L82 107V104H83V102H82V100H81V102H82V104H78V105H81V107H79V108H77V104H75L76 106V108L78 109V116L76 117L77 119H76V122H77V127H78V129H79V132H78V135H77V133L76 132H74V130L72 129V126L70 125V123H69V121H67L66 119H65V117H64V115L62 114V112H61V110L59 109L60 107H62L63 109H67V107H69L70 109L72 108V107H70V106H66V104H67V100H68V94H69V87H66L67 85L69 86V84L71 83L70 82V80L68 81V79H65V77H64V79L66 80V81H68L69 82V84H67V85H65V83H63V82H60L61 80H59V81H57V80H52V79H49V77H48V75L46 76V71H45V66L46 65H48V67H50L49 65H51V67L49 68V69H51L52 68V66L54 65V68H55V66H57V67H59V68H61L62 70H63V72H65L66 73V75H68V76H70L71 78H73V79H75V80H77V82H79L80 84H83V85H88V81L87 80H89L90 82H91V80L88 78H86L85 76L86 75H89L88 73L85 75V73L84 72H82L81 71V67H79V63H78V58L81 60V57H76L77 58V60L75 59V58H71L72 57V54H73V50H72V47H73V45H70L71 44V42H69L70 44H68V47L69 46H72L71 47V50L68 48V47H65V49L66 48H68L69 50H70V52H72V54H71V60L70 61H65V57H64V55H63V52L62 53H60V54H57L56 52V54L50 49V47L52 46V44H51V46H49L50 45V42H51V40H50V42H48V35H47V37L46 38H44L45 39V41H46V39H47V42L49 43V45L44 41V39L42 40L41 39V33L42 32H44V30L43 31H39V29H40V27H39V29H38V26L40 25H38L37 26V24L36 25H29L28 23V25L25 23V22H23V21H25L27 18H25V20H21L20 19V12L22 11V10H24V9H26L25 7H26V4H28ZM33 1V0H32ZM32 1H30V2H32ZM46 1V0H45ZM63 1V5H64V2L66 3L65 5H67V7L69 6V2L68 1H70V0H62ZM67 1V2H66ZM79 1V0H78ZM90 0H85V2H89ZM93 1V0H92ZM91 1V2H92ZM135 1V0H134ZM133 1V2H134ZM158 1H160V0H158ZM162 1V0H161ZM167 1V0H166ZM178 1V0H177ZM192 2H195L196 3V1L194 0H191ZM210 2H211V0H209ZM213 1V0H212ZM216 1H218V0H216ZM253 1V0H252ZM44 2V1H43ZM48 2V1H47ZM56 2H58L57 0H56ZM61 2V1H60ZM91 2H89V4L91 3ZM97 2V1H96ZM96 2H94L95 3V5L93 4V3H91L92 5L91 6H96L97 7V4H96ZM105 2V1H104ZM137 2V1H136ZM141 2V1H140ZM170 2V1H169ZM179 2V1H178ZM189 2H190V0H189ZM200 2V1H199ZM208 2V1H207ZM226 2V1H225ZM234 2V1H233ZM236 2V1H235ZM234 2V3H235ZM248 2V1H247ZM254 2V1H253ZM259 2H260V0H259ZM258 2V3H259ZM33 3V2H32ZM39 3V2H38ZM42 3V2H41ZM46 3V2H45ZM45 3L44 4H42L41 6H44L45 5ZM50 3V2H49ZM59 3V2H58ZM68 3V4H67ZM73 3V4H72ZM72 3H70V4H72V5H74V3H75V5H76V0H75V2L73 1ZM100 3V2H99ZM115 3V2H114ZM135 3V2H134ZM185 3H187V1L185 2ZM200 3H202V1L200 2ZM228 3H230L231 4V2H228ZM238 3V2H237ZM261 3H263V2H261ZM34 4V3H33ZM53 4H54V1H53ZM60 4H62V2L60 3ZM102 4V3H101ZM109 4V3H108ZM126 4H128V3H126ZM164 4H168V3H164ZM163 4V5H164ZM178 4V3H177ZM180 4V3H179ZM194 4V3H193ZM192 4V5H193ZM221 4V3H220ZM239 4V3H238ZM249 4H251V2H249ZM252 4H254V3H252ZM257 4V3H256ZM51 5H52V1H51ZM56 5L58 6L59 4H57L56 3ZM78 5H80L79 3H78ZM111 5V4H110ZM109 5V6H110ZM149 5V7H150V4H148ZM163 5H161V6H163ZM168 5H170V4H168ZM188 5V4H187ZM189 5H191V4H189ZM197 5H198V2L196 3V7H195V4H194V9L195 8H198L197 7ZM203 5V4H202ZM216 5H217V3H216ZM228 5V4H227ZM235 5V4H234ZM264 3L261 5L263 8H264ZM35 8H36V6L35 5H33ZM32 5H31V7H33ZM50 6V5H49ZM55 6V5H54ZM84 6H86V7H83V9H86L87 10V4H85ZM90 6V7H91ZM98 6H99V4H98ZM108 6V7H109ZM111 6H113V5H111ZM136 6V5H135ZM146 6V5H145ZM157 6V5H156ZM156 6H155V8H156ZM161 6H160V8H161ZM221 6V5H220ZM233 6V5H232ZM238 6H240V5H238ZM38 7H40V6H38ZM52 7V6H51ZM59 7H60V5H59ZM74 7V6H73ZM102 8H103V6H101ZM100 7V8H101ZM107 6H105V8H106ZM107 7V8H108ZM113 7H115V6H113ZM123 7V6H122ZM144 7V6H143ZM151 7H153V3H152V6ZM158 8H159V6H157ZM164 8H165V6H163ZM170 8H171V5L169 6ZM204 7V6H203ZM228 7V6H227ZM230 7H231V5H230ZM236 8H238L237 6H235ZM234 7V8H235ZM249 7V6H248ZM247 7V8H248ZM256 9L258 8V6H254ZM259 7H260V5H259ZM262 7H260L261 8V10H264V9H262ZM33 9V10H35V11H37L36 9ZM56 8V7H55ZM66 8V7H65ZM64 8V9H65ZM71 8V7H70ZM97 8H99V7H97ZM101 8V9H102ZM105 8H103V9H105ZM183 8V7H182ZM200 8V7H199ZM198 8V9H199ZM210 8H211V6H210ZM244 8H246V7H244ZM251 8V7H250ZM250 8H248V12H250L249 11V9ZM37 9H39V8H37ZM45 9H47V7H45ZM45 9H43L44 11H45ZM50 9V8H49ZM64 9H62V12H63V10ZM68 9V11H70L69 10V7L67 8ZM66 9V10H67ZM73 9V8H72ZM75 9V8H74ZM79 9H81V8H79ZM89 9V8H88ZM95 9V8H94ZM93 9V10H94ZM113 9V8H112ZM118 9V8H117ZM124 9V8H123ZM135 9V8H134ZM152 9V8H151ZM151 9H149V10H151ZM163 9V8H162ZM162 9H161V11H162ZM179 9H180V7H179ZM190 9H193V6H192V8H190ZM189 9V10H190ZM212 9H214V8H212ZM211 9V10H212ZM223 9V8H222ZM221 9V10H222ZM242 9V8H241ZM252 9H253V5H252ZM256 9H254V11L256 10ZM31 10V9H30ZM30 10L29 9H27V11H25V16L27 17V14L28 15H30L29 14V12H30ZM33 10H31V11H33ZM40 10V9H39ZM39 10H38V12H39ZM75 10H78V9H75ZM82 10V9H81ZM81 10H78V11H81ZM106 10V9H105ZM108 10V9H107ZM109 10H111V8H109ZM116 9H114V11H115ZM125 10V9H124ZM184 10V9H183ZM183 10H182V13H183ZM210 10V9H209ZM216 10V9H215ZM245 10V9H244ZM244 10H242V11H244ZM251 10V9H250ZM40 11H42V10H40ZM59 11H61V9L59 10ZM77 11V12H78ZM84 11V10H83ZM92 11V10H91ZM96 11H98V10H96L95 9V12ZM103 11V13H104V10H102ZM126 11V13L128 12L129 14H130V11H127V10H125ZM124 11V12H125ZM156 11V10H155ZM158 11H160L159 9H158ZM168 11H170L169 9H168ZM175 11V10H174ZM178 11V10H177ZM198 11V10H197ZM203 11H205V9L203 10ZM208 11V10H207ZM220 11V10H219ZM235 11V10H234ZM253 11V10H252ZM257 11H259V10H256V12ZM43 12V11H42ZM53 13H54V9H53V11H52ZM57 12H58V9H57ZM65 12V11H64ZM63 12V13H64ZM74 12V11H73ZM73 12H71V13H73ZM94 12V11H93ZM106 13H107V11H105ZM110 12H112V10L110 11ZM117 12H119V11H117ZM121 12V11H120ZM132 12V11H131ZM165 12H167V11H165ZM192 11H190V13H191ZM194 12V11H193ZM215 12V11H214ZM226 12V11H225ZM239 12V11H238ZM261 12V11H260ZM260 12H257V13H260ZM27 13V14H26ZM35 13H37V12H35ZM34 13V14H35ZM43 13H45V12H43ZM50 14H51V12H49ZM75 13L76 12H74L73 14H72V16L74 17V15H75ZM78 13H81V12H78ZM82 13H84V12H82ZM86 13H89V11L87 10L86 11ZM101 13V12H100ZM102 13V14H103ZM123 13V12H122ZM127 13V14H128ZM140 13V12H139ZM181 13V14H182ZM190 13H189V15H190ZM198 13V12H197ZM204 13V12H203ZM224 13V12H223ZM229 13V12H228ZM231 13H233V12H231ZM242 13V12H241ZM243 13H246V12H243ZM252 13V12H251ZM253 13H255V12H253ZM38 14V13H37ZM36 14V15H37ZM39 14H40V12H39ZM42 14V13H41ZM47 14H48V11H47ZM49 14V15H50ZM69 14V13H68ZM85 14V13H84ZM92 13H90V15H91ZM108 14V13H107ZM110 14H114L113 12L112 13H110ZM109 14V16H111ZM125 14V13H124ZM133 14V13H132ZM158 14V13H157ZM156 14V15H157ZM166 14H168V12L166 13ZM192 14H194V13H192ZM191 14V17L193 16ZM201 14H202V11H201ZM230 14V13H229ZM233 14H235V12L233 13ZM248 15H250L249 13H247ZM262 14H264V13H262ZM262 14H260V15H262ZM22 15V14H21ZM43 15H45V14H43ZM51 15H53V14H51ZM71 15V14H70ZM70 15H69V17H70ZM82 15V17L84 16L83 14H81ZM119 15V14H118ZM120 15H122V14H120ZM119 15V16H120ZM137 15H138V13H137ZM161 14H158L157 16V18H159V16H160ZM172 15V14H171ZM182 15H184V14H182ZM195 15V14H194ZM203 15V14H202ZM222 15V14H221ZM226 15V14H225ZM237 15V14H236ZM242 15V14H241ZM246 15V14H245ZM244 15V16H245ZM248 15H247V17H248ZM252 15V14H251ZM250 15V16H251ZM32 16V15H31ZM35 16V15H34ZM40 16V15H39ZM39 16H38V18H39ZM46 16V15H45ZM53 16H55V15H53ZM59 16V15H58ZM57 16V17H58ZM64 16V15H63ZM76 16V15H75ZM80 16V15H79ZM100 16H101V14H100ZM115 16V15H114ZM130 16V15H129ZM128 16V17H129ZM187 16H188V14H187ZM231 16V15H230ZM234 17H236L235 15H233ZM243 16V15H242ZM255 16V15H254ZM60 17V16H59ZM65 17H67V15L65 14ZM72 17V18H73ZM102 17L104 18V15H102ZM102 17H101V19H102ZM112 17H113V15H112ZM118 17V16H117ZM123 17V16H122ZM124 17H126V16H124ZM123 17V18H124ZM132 17V16H131ZM130 17V18H131ZM152 17V16H151ZM150 17V18H151ZM155 17V16H154ZM172 16H170V13H169V18H171ZM186 17V16H185ZM185 17H184V20H185ZM189 17V16H188ZM195 17L197 18L198 16L197 15H195ZM200 17V16H199ZM210 17V16H209ZM233 17V18H234ZM246 17V16H245ZM253 17V15L251 16V17H249V19L250 18H252ZM29 18V17H28ZM33 18H37V17H33ZM72 18H70V19H72ZM75 18V17H74ZM95 18H97V17H95ZM94 18V19H95ZM116 18V17H115ZM129 18V19H130ZM149 18V17H148ZM201 18V17H200ZM217 18V17H216ZM219 18H221V17H219ZM226 18V17H225ZM232 18V19H233ZM262 18H263V16H262ZM53 19H54V17L52 18V21H53ZM81 19V18H80ZM94 19H92V20H94ZM98 19V18H97ZM99 19H100V17H99ZM100 19V20H101ZM108 19V18H107ZM122 19V18H121ZM128 19V18H127ZM140 18H138V20H139ZM166 19V18H165ZM168 19V18H167ZM178 19V18H177ZM176 19V20H177ZM243 19H245V20H247V21H249V19H247V18H243ZM38 20V19H37ZM59 20V19H58ZM64 20V19H63ZM62 20V21H63ZM104 20H106L105 18L103 19V21ZM109 20H110V17H109ZM108 20V21H109ZM118 20H120V19H118ZM137 20V21H138ZM145 20V19H144ZM150 19H148L147 21H149ZM174 21H175V19H173ZM187 20V19H186ZM195 20V19H194ZM197 20H199V19H197ZM209 20V19H208ZM211 20V19H210ZM213 20V19H212ZM221 20V19H220ZM251 20V19H250ZM259 21L261 20V19H258ZM34 21V20H33ZM54 21H55V19H54ZM60 21H61V19H60ZM73 21H74V19H73ZM96 21V20H95ZM98 21V23H99V20H97ZM110 21H112V20H110ZM115 21H117V20H115ZM114 20H113V22H115ZM122 21H123V19H122ZM151 21V20H150ZM206 22H207V19L205 20ZM219 21V20H218ZM241 21H243V20H241ZM253 21V20H252ZM29 22V21H28ZM37 22V21H36ZM42 22V21H41ZM40 22V23H41ZM66 22V21H65ZM74 22H77V21H74ZM74 22H72V24L76 27V24L74 23ZM82 22V21H81ZM139 22V21H138ZM177 22V21H176ZM191 22V21H190ZM193 22V21H192ZM196 22V21H195ZM209 22V21H208ZM223 22H226V21H222V23ZM240 22V21H239ZM245 22V21H244ZM250 22V21H249ZM255 22V21H254ZM29 23H31V22H29ZM56 23V22H55ZM63 23V22H62ZM69 23V22H68ZM91 23V22H90ZM92 23H93V21H92ZM96 23V22H95ZM95 23H93V25H95ZM102 23V22H101ZM116 24H117V22H115ZM130 23V22H129ZM133 23V22H132ZM148 23V22H147ZM171 24V22H168L167 24ZM179 24H180V27H181V24L182 23H180V22H178ZM187 23H189V22H187ZM201 23V22H200ZM229 23V22H228ZM247 24H248V22H246ZM35 24V23H34ZM52 24H54L53 22H52ZM58 24H60V23H58ZM79 25L80 24H82V23H78ZM84 24V23H83ZM86 24V23H85ZM106 24V23H105ZM174 24V23H173ZM178 24V25H179ZM190 24H192V23H190ZM197 24V23H196ZM199 24V23H198ZM197 24V25H198ZM205 24V23H204ZM225 24V23H224ZM223 24V25H224ZM227 24V23H226ZM234 24H235V22H234ZM233 24V25H234ZM243 24V23H242ZM241 24V25H242ZM245 24V23H244ZM255 24V23H254ZM56 25V24H55ZM54 25V27H56ZM69 25V24H68ZM68 25H66L67 27H70V26H72L71 24H70V26H68ZM87 25H89V23H87ZM87 25H85L86 27H87ZM103 25V24H102ZM111 25V24H110ZM110 25H109V27H110ZM147 25V24H146ZM149 25V24H148ZM196 25V26H197ZM203 25V24H202ZM232 25V26H233ZM249 25H252V24H249ZM248 25V26H249ZM53 26V25H52ZM51 26V27H52ZM63 26H64V23H63ZM83 26V25H82ZM84 26V27H85ZM90 26V25H89ZM116 26V25H115ZM134 26V25H133ZM141 26H142V23H140V28H141ZM174 26H176V25H174ZM226 27H227V25H225ZM235 26H236V24H235ZM243 26V25H242ZM245 26V25H244ZM264 26V25H263ZM41 27H43V26H41ZM77 27H78V25H77ZM76 27V28H77ZM80 27V26H79ZM100 27V26H99ZM124 27V26H123ZM216 27V26H215ZM230 27V26H229ZM246 27V26H245ZM244 27V28H245ZM48 28V27H47ZM57 28V27H56ZM55 28V29H56ZM62 28V27H61ZM60 28V29H61ZM71 28H73V27H71ZM88 29L90 28V27H87ZM94 28V27H93ZM114 28V27H113ZM112 28V30H116V28H117V26H116V28L115 29H113ZM131 28V27H130ZM168 28H170V27H168ZM172 28V27H171ZM236 28H237V26H236ZM240 28H241V26H240ZM257 28V27H256ZM63 29H64V27H63ZM62 29V30H63ZM67 29V28H66ZM69 29V28H68ZM67 29V30H68ZM74 29V28H73ZM78 29L79 28H77L76 30H77V32H79L78 31ZM81 29V28H80ZM79 29V30H80ZM82 29H84L83 27H82ZM109 28L107 27L106 28V30H108ZM118 29V28H117ZM124 29V28H123ZM135 29H136V27H135ZM137 29H139L138 27H137ZM142 29V28H141ZM156 29V28H155ZM164 29V28H163ZM177 29V28H176ZM175 29V30H176ZM204 29H208V27L207 28H204ZM216 29V28H215ZM214 29V30H215ZM230 29V28H229ZM242 29V28H241ZM247 29V28H246ZM253 29V28H252ZM61 30V31H62ZM65 30V29H64ZM64 30H63V33L65 34V32H64ZM93 30V29H92ZM100 30H102V28H100ZM99 30V31H100ZM119 30H121V29H119ZM143 30H145V29H143ZM167 30V29H166ZM183 30V29H182ZM212 30V29H211ZM210 30V31H211ZM219 30H221V29H219ZM248 30H249V28H248ZM250 30H251V27H250ZM250 30H249V33L251 34L252 33V31L250 32ZM57 31H58V29H57ZM69 31H70V29H69ZM68 31V32H69ZM75 31V30H74ZM82 32H83V30H81ZM108 31H110V30H108ZM127 31V30H126ZM136 31V30H135ZM146 31V30H145ZM169 32H173V30L172 31H170V30H168ZM209 31V32H210ZM228 31V30H227ZM236 31V30H235ZM242 31V30H241ZM245 31V30H244ZM41 32V33H40ZM59 32V31H58ZM87 32V31H86ZM89 32V31H88ZM92 32V31H91ZM96 32H97V30H96ZM111 32V31H110ZM110 32H108V34H110ZM113 32V31H112ZM119 32V31H118ZM117 32V33H118ZM130 32V31H129ZM133 32V31H132ZM131 32V33H132ZM179 32H180V30H179ZM206 32V31H205ZM232 32H234V31H232ZM246 32V31H245ZM244 32V33H245ZM258 32V31H257ZM264 32V31H263ZM46 33V32H45ZM53 33V32H52ZM52 33H51V35H52ZM55 33H57L56 31H55ZM60 33V32H59ZM59 33H58V35H57V38H55L54 36H52V38L51 39H53V37H54V41H55V39H56V42L57 41H60V40H57L58 38H60V36H59ZM71 33H72V29H71ZM70 33V34H71ZM79 33H81V32H79ZM105 33V32H104ZM114 33V32H113ZM126 33V32H125ZM138 33V32H137ZM187 33H189L188 31H187ZM221 33V32H220ZM231 33V32H230ZM68 35H69V37L71 38V36L73 37V35H71L70 36V34L69 33H67ZM75 34V33H74ZM83 34V33H82ZM106 34V33H105ZM146 34H148V33H146ZM167 34V33H166ZM169 34V33H168ZM172 34V33H171ZM175 34H176V32H175ZM210 34L212 35L213 33H211L210 32ZM222 34H224V33H222ZM234 34H235V32H234ZM239 34V33H238ZM241 34V33H240ZM239 34V35H240ZM63 35V34H62ZM81 35V34H80ZM83 35H85V34H83ZM83 35H82V37H83ZM93 35V34H92ZM107 35V34H106ZM114 35V34H113ZM136 35V34H135ZM142 35V34H141ZM216 34L214 33V36H215ZM226 36H227V34H225ZM236 35H237V32H236ZM238 35V38L240 37ZM244 35H246V34H243L241 37H245ZM252 35V34H251ZM59 36V37H58ZM86 36V35H85ZM85 36H84V39H82V41H87L86 39H85ZM93 36H95V35H93ZM110 36L113 38L114 36H112L111 34H110ZM134 36V35H133ZM154 36V35H153ZM166 36V38H167V35H165ZM169 36V35H168ZM174 36V35H173ZM179 36V35H178ZM210 36V35H209ZM232 36H233V33H232ZM246 36H248V35H246ZM64 37H66V34H65V36H63L62 38H64ZM68 37V36H67ZM68 37V39H70ZM75 37H76V35H75ZM81 36H79L78 38H80ZM145 37V36H144ZM150 37V36H149ZM148 37V38H149ZM162 37H164V35L162 36ZM161 36H160V40L161 39H163ZM170 37H172V36H170ZM188 37V36H187ZM190 37V36H189ZM205 37H208L207 35L205 36ZM218 37V36H217ZM234 37V36H233ZM49 38H50V36H49ZM78 38H75V41H77L76 39H78ZM111 38V39H112ZM151 38V37H150ZM155 38V37H154ZM153 38V39H154ZM166 38H164L165 40H166ZM173 38V37H172ZM209 38V37H208ZM207 38V39H208ZM215 38H216V36H215ZM248 38H249V36H248ZM61 39V38H60ZM65 39V38H64ZM93 39V38H92ZM95 39V38H94ZM118 39V38H117ZM168 39V38H167ZM236 39V38H235ZM242 39V38H241ZM243 39H246V38H243ZM52 40V41H53ZM74 40V39H73ZM89 40V39H88ZM96 40V39H95ZM94 40V41H95ZM119 40V39H118ZM145 40V39H144ZM165 40H163V41H165ZM170 40H172L171 38H170ZM249 40V39H248ZM247 39H246V41L245 40H240V38H239V41L241 42V41H245V42H247L248 41ZM262 40V39H261ZM260 40V41H261ZM65 41V40H64ZM66 41H68L67 40V38H66ZM74 41V42H75ZM93 41V42H94ZM96 41H98V40H96ZM112 41V40H111ZM151 41V44H152V40H150ZM162 41V40H161ZM169 41V40H168ZM236 40H234V42H235ZM78 43L77 44H79V42H80V40L79 41H77ZM88 42V41H87ZM90 42H92V41H90ZM110 42V41H109ZM158 42V41H157ZM166 42V44H167V40L165 41ZM59 43V42H58ZM61 43V42H60ZM84 42H82L80 45H83V48H85V46H84V44L85 45H87V46H89L90 44H93V43H84ZM98 43H100V42H98ZM97 43V44H98ZM105 43H106V41H105ZM156 43V42H155ZM169 43H171V42H169ZM168 43V44H169ZM174 43V42H173ZM201 43V42H200ZM236 43H238V42H236ZM249 43V42H248ZM114 44V43H113ZM160 44H161V42H160ZM243 44V43H242ZM247 44V43H246ZM250 44V43H249ZM58 46H59V44H57ZM57 45H55V46H57ZM61 45V44H60ZM80 45H79V47H80ZM94 45H96V44H94ZM100 45V44H99ZM158 45V44H157ZM177 44H175V46H176ZM182 45V47H183V44H181ZM204 45V44H203ZM239 45V44H238ZM248 45V44H247ZM247 45H246V49L248 48L247 47ZM250 45H252V44H250ZM255 45H257V43L255 44ZM75 46H77V45H75ZM103 46V45H102ZM109 46V45H108ZM108 46H106V47H108ZM169 46V45H168ZM171 46V45H170ZM169 46V49L171 48ZM212 46H213V44H212ZM233 47H235L234 45H232ZM61 46H59V47H55V48H57V50H58V48H60ZM62 47H63V45H62ZM78 47V48H79ZM99 47V46H98ZM147 47V46H146ZM158 47V46H157ZM166 47V46H165ZM199 47V46H198ZM214 47V46H213ZM231 47V46H230ZM232 47V48H233ZM253 47H254V45H253ZM74 48V47H73ZM81 48H82V46H81ZM91 48H94V47H91ZM90 48V49H91ZM104 48V47H103ZM161 48H163V47H161ZM185 48H186V46H185ZM196 48V47H195ZM218 48V47H217ZM216 48V49H217ZM236 48V47H235ZM63 49V48H62ZM68 49H67V53H68ZM88 49H89V47H88ZM87 49V50H88ZM95 50L97 49V48H94ZM92 50L93 51V53H95L96 51L95 50ZM105 49V48H104ZM104 49H102V50H104ZM150 48H148V50H149ZM164 49V48H163ZM172 49V48H171ZM174 49V48H173ZM197 49V48H196ZM198 49H200V48H198ZM205 49V47L203 48V50ZM224 49V48H223ZM234 49V48H233ZM242 49L244 50V48L242 47ZM249 49V48H248ZM75 50V49H74ZM78 50V49H77ZM77 50H75L76 52H78ZM102 50H101V53H102ZM185 50V49H184ZM187 50V49H186ZM239 50V49H238ZM60 51V50H59ZM61 51H63V50H61ZM65 51V50H64ZM95 51V52H94ZM107 51H108V49H107ZM106 51V52H107ZM153 51H155V50H153ZM172 51V50H171ZM199 51V50H198ZM197 51V52H198ZM200 51H202V50H200ZM199 51V52H200ZM206 51V50H205ZM224 51V50H223ZM226 51V50H225ZM235 51V50H234ZM237 51V50H236ZM249 51H251L250 49H249ZM248 51V52H249ZM257 52H258V50H256ZM255 51V52H256ZM84 52V51H83ZM155 52H157V51H155ZM162 52V51H161ZM193 52V51H192ZM198 52V53H199ZM208 53H209V51H207ZM238 52V51H237ZM247 52V53H248ZM252 52H253V50H252ZM103 53H105L104 51H103ZM177 53V52H176ZM188 53V52H187ZM227 53V52H226ZM226 53H224V54H222L221 53V55L220 56H223V55H225ZM228 53H230V51L228 52ZM235 53V52H234ZM245 53H246V50H245ZM244 53V55H246ZM259 53V52H258ZM64 54H66V53H64ZM70 54V53H69ZM74 54H76V55H78L77 53H75L74 52ZM81 54V53H80ZM83 54H86V52L85 53H83ZM89 54V53H88ZM100 54V53H99ZM115 54H117V53H115ZM160 54H162V53H160ZM172 54H173V52H172ZM182 54V53H181ZM199 54H201V53H199ZM198 54V55H199ZM203 54H205V53H202V56H199V59H200V57L201 58H204V56H203ZM207 54V53H206ZM205 54V55H206ZM218 54V53H217ZM240 54V53H239ZM242 54V53H241ZM240 54V55H241ZM250 54V53H249ZM255 54V53H254ZM257 54V53H256ZM263 54V53H262ZM261 54V55H262ZM102 55H104V54H102ZM101 54H100V56H102ZM106 55L107 54H105V58H106ZM180 55V54H179ZM178 55V56H179ZM65 56H67V55H65ZM87 56V55H86ZM95 56V55H94ZM97 56V55H96ZM196 56V55H195ZM226 56V55H225ZM231 56V55H230ZM234 56V55H233ZM232 56V57H233ZM237 56H239V55H237ZM254 56V55H253ZM262 56H264V55H262ZM75 57V56H74ZM84 57H85V55H84ZM89 57H90V54H89ZM138 57V56H137ZM146 57V56H145ZM160 57H161V55H160ZM185 57H186V55H185ZM194 56H192L191 58H193ZM212 57V56H211ZM217 57V56H216ZM216 57H215V59H216ZM224 57V56H223ZM227 57H229V56H227ZM83 58V57H82ZM86 58V57H85ZM95 58V57H94ZM94 58H93V61H92V58H90L91 59V61L89 60V59H87V60H89L90 62H89V64L90 63H92V62H94ZM110 58V57H109ZM129 58V57H128ZM188 58V57H187ZM190 58V59H191ZM195 58V57H194ZM193 58V59H194ZM196 58H198V57H196ZM209 58V57H208ZM231 58V57H230ZM240 58V57H239ZM241 58H242V56H241ZM240 58V59H241ZM246 58V57H245ZM97 58H95V60H96ZM101 59V58H100ZM199 59H197V60H199ZM212 59H214V58H212ZM212 59H208V60H211L210 61V63L212 62ZM215 59H214V61H215ZM220 59V58H219ZM222 59H224V58H221V60ZM234 59V58H233ZM243 59H244V57H243ZM243 59H241L242 61H243ZM246 59H248V58H246ZM245 59V60H246ZM84 60H86V59H82V61H84ZM99 60V59H98ZM102 60H104V59H102ZM149 60H151V59H149ZM161 60H162V57H161ZM192 60V59H191ZM196 60V61H197ZM202 60V59H201ZM204 60V59H203ZM202 60V61H203ZM206 57H205V62H206ZM225 60V59H224ZM244 60V62H242V63H246L247 64V62ZM261 60H262V57H261ZM108 61H111V60H107L106 62L108 63ZM190 61V60H189ZM201 61V62H202ZM213 61V62H214ZM216 61H217V59H216ZM215 61V62H216ZM233 61V60H232ZM240 60L238 59V62H239ZM248 61V60H247ZM258 61H260V60H258ZM88 62V61H87ZM100 62V61H99ZM102 62V61H101ZM112 62V61H111ZM153 62H154V60H153ZM162 62V61H161ZM195 62V61H194ZM217 62H219V61H217ZM221 62V61H220ZM219 62V63H220ZM227 62V61H226ZM229 62V61H228ZM227 62V63H228ZM80 63H81V61H80ZM95 63V62H94ZM103 63H105V60H104V62H102V64ZM113 63V62H112ZM122 63H123V61H122ZM152 63V62H151ZM182 63H183V61H182ZM196 63V62H195ZM202 63H204V62H202ZM202 63H201V65H202ZM219 63H218V65H219ZM230 63H231V61H230ZM251 63V62H250ZM263 63V62H262ZM100 65V63H98L97 62V65ZM101 64V65H102ZM106 64V63H105ZM105 64H103V65H105ZM191 64H192V61H191ZM197 64H198V62H197ZM206 64H208V63H206ZM211 64H213V63H211ZM216 64V63H215ZM221 64V63H220ZM261 64V63H260ZM264 64V63H263ZM263 64H261V65H263ZM82 65V64H81ZM80 65V66H81ZM98 65V66H99ZM108 65V64H107ZM118 65H119V63H118ZM131 65H133V64H131ZM155 63H154V67H155ZM159 65H161L160 63H159ZM183 65V64H182ZM204 65V64H203ZM234 65V64H233ZM239 65V64H238ZM238 65H237V67H238ZM257 65V64H256ZM85 66H86V64H85ZM110 66V65H109ZM116 66V65H115ZM120 66V65H119ZM189 67H191V65H188ZM208 66H209V64H208ZM223 66V65H222ZM257 66H259V65H257ZM84 67V66H83ZM101 67V66H100ZM104 67H106V66H104ZM112 67V66H111ZM116 67H118V66H116ZM158 67H160V66H158ZM193 67V66H192ZM206 67H207V65H206ZM205 67V68H206ZM213 67V66H212ZM211 67V68H212ZM214 67H216V66H214ZM221 67V66H220ZM224 67V66H223ZM241 67V66H240ZM246 67V66H245ZM245 67H243V69L245 68ZM252 67V66H251ZM254 67H255V65H254ZM54 68H52V69H54ZM79 68H81V69H79ZM89 68V67H88ZM96 68H97V66H96ZM160 68H163L162 66L160 67ZM164 68H165V66H164ZM197 68V67H196ZM210 68V69H211ZM226 68V67H225ZM225 68L223 69V70H225ZM260 68V67H259ZM90 69V68H89ZM94 69V68H93ZM107 69V70H106ZM114 69V68H113ZM116 69V70H115ZM114 70H115V72L117 71V68H115ZM132 69V68H131ZM150 69V68H149ZM153 68L151 67V70H152ZM154 69H156V68H154ZM195 69V68H194ZM193 69V70H194ZM203 69V68H202ZM221 69V68H220ZM234 69H237V68H234ZM242 69V68H241ZM256 69H258V67L256 68ZM263 69H264V67H263ZM47 71H48V69H46ZM83 70V69H82ZM85 70V69H84ZM88 70V69H87ZM94 70H96V69H94ZM93 70V71H94ZM103 70L104 69H102L101 70V74L103 73V75L102 76H104V73L105 72H103ZM105 70L106 71H108V72H110L109 71V69L106 67L105 68ZM118 70H119V68H118ZM148 70V69H147ZM162 70V69H161ZM161 70H158V71H161ZM192 70V71H193ZM207 70H208V68H207ZM214 70H215V68H214ZM214 70H211V72L213 73V71ZM232 72L231 73H233L234 71H233V67H232ZM90 71V70H89ZM92 71V70H91ZM100 71V70H99ZM111 71H113V70H111ZM209 71V70H208ZM208 71H207V73H208ZM218 70H216V72H217ZM236 71V70H235ZM255 71V70H254ZM260 71H263V70H261L260 69ZM63 72H61V73H63ZM88 72V71H87ZM95 72V71H94ZM96 72H98V71H96ZM114 72V71H113ZM119 72V71H118ZM121 72V71H120ZM210 72V71H209ZM229 72V74H231ZM54 73V71L52 70V74ZM57 73V72H56ZM65 73H64V75H65ZM90 73V72H89ZM122 73V72H121ZM159 73V72H158ZM191 73V72H190ZM202 73H205V72H202ZM219 73H221V72H219ZM218 73V74H219ZM224 73H225V75H226V71H224ZM256 73V71L254 72V74ZM111 73H107V78L109 77L108 75H110ZM113 74H116V73H112V75ZM122 74H124V73H122ZM121 74V75H122ZM126 74V73H125ZM128 74V73H127ZM126 74V75H127ZM199 74V73H198ZM217 74V75H218ZM234 74H235V72H234ZM253 74V75H254ZM258 74V73H257ZM256 74V75H257ZM264 74V73H263ZM65 75V76H66ZM92 75V74H91ZM111 75V76H112ZM120 75V74H119ZM126 75H124V79H126L125 78V76ZM130 75V74H129ZM133 75V74H132ZM148 75V74H147ZM195 75V74H194ZM202 76H203V74H201ZM200 75V76H201ZM206 75V74H205ZM211 75V74H210ZM224 75V74H223ZM222 75V73H221V77L223 76ZM231 75H233V74H231ZM261 75V74H260ZM93 76V75H92ZM101 76V77H102ZM106 76V75H105ZM104 76V77H105ZM141 76V75H140ZM145 76V75H144ZM156 76V75H155ZM193 76V75H192ZM209 76V75H208ZM234 76V75H233ZM60 77H62V75H60ZM114 77V76H113ZM112 77V78H113ZM118 78V76H115V78ZM121 77V76H120ZM119 77V78H120ZM122 77H123V75H122ZM132 76L130 75V78H131ZM161 77V76H160ZM207 77V76H206ZM232 77V76H231ZM252 77H254V76H252ZM57 78V77H56ZM55 78V79H56ZM59 78V77H58ZM69 78V77H68ZM71 78H69V79H71ZM97 78V77H96ZM112 78L110 79L109 78V80L110 81H112ZM115 78H113V79H115ZM118 78V79H119ZM133 78H135V75H134V77H132L131 79H132V81H134L133 80ZM190 78H191V76H190ZM208 78H210V77H208ZM236 78H238V77H236ZM236 78L234 77V82L236 81ZM94 79V78H93ZM118 79H117V81H118ZM123 79V78H122ZM122 79H120V80H122ZM145 79V78H144ZM218 79H221V78H217L216 79V81L218 80ZM262 79H263V77H262ZM72 80V79H71ZM95 80H97L98 82H100L98 79H95ZM108 80V79H107ZM128 80V79H127ZM127 80H125V81H127ZM135 80H136V78H135ZM176 80V79H175ZM178 80H180V79H178ZM178 80H177V82H178ZM191 80V79H190ZM192 80H193V78H192ZM201 80V79H200ZM199 80V81H200ZM210 80H212L211 78H210ZM256 80V79H255ZM65 81V82H66ZM94 81V80H93ZM117 81H115L116 83H117ZM130 81V80H129ZM151 81V80H150ZM168 82H170V80H167ZM167 81L165 82V86H166V83H167ZM203 81V80H202ZM213 81V80H212ZM219 81V80H218ZM222 81H224V80H222ZM254 81V80H253ZM73 82V81H72ZM89 82V83H90ZM98 82H97V84H98ZM115 82H114V84H111V86H115ZM119 82V81H118ZM154 82V81H153ZM176 82V81H175ZM176 82V83H177ZM193 82V81H192ZM198 82V81H197ZM215 82V81H214ZM227 82V81H226ZM225 82V83H226ZM237 82V81H236ZM235 82V83H236ZM240 82V81H239ZM257 82V81H256ZM259 82V81H258ZM257 82V83H258ZM65 85H63V84ZM95 83V82H94ZM102 83H104V82H102ZM107 83V82H106ZM106 83H104L102 86H104ZM108 83H112V82H109L108 81ZM107 83V84H108ZM127 83V82H126ZM125 83V84H126ZM131 83V82H130ZM132 83H134V82H132ZM160 83H162V81L160 82ZM213 83V82H212ZM106 84V85H107ZM121 85V82L120 83H118V85ZM128 84V83H127ZM163 84H164V82H163ZM168 84V83H167ZM193 84V83H192ZM216 84V83H215ZM214 84V85H215ZM220 84H221V80H220ZM222 84H223V82H222ZM227 84V83H226ZM229 84V83H228ZM236 84H238V82L236 83ZM261 84V83H260ZM76 85V84H75ZM89 85H91V84H89ZM95 86V88L97 87V85H95V84H92V86ZM99 85V84H98ZM110 85V84H109ZM109 85L108 86H106V87H109ZM117 85V86H118ZM130 85V84H129ZM128 85V86H129ZM135 85V84H134ZM148 85V84H147ZM154 85V84H153ZM160 85V84H159ZM179 85V84H178ZM177 85V86H178ZM196 84L194 83V85L193 86H195ZM224 85V84H223ZM230 85V84H229ZM259 85V84H258ZM263 85V84H262ZM73 86V85H72ZM82 86V85H81ZM93 86V87H94ZM113 86V87H114ZM126 85H122V86H118L116 89H112V87H110V89L109 88H106V89H109V90H103V88L100 90V88L99 87H101V86H99L98 88V90H96V89H94V90H96V92H95V94H97V95H102V98H103V94H106V96H107V98L109 97V99L111 100V101H113V102H118V104L119 103H129L130 102V100L132 101L133 99H135L136 100V98H133L132 99V97L133 96H135L136 95V97L138 98V95L137 94H141V93H139L140 92V90H139V92L137 91V92H135V94L133 93H131L130 91H128L129 89L128 88H126L125 87ZM127 86V87H128ZM131 86V85H130ZM136 86V85H135ZM141 86H142V83H141ZM140 85H139V88L141 89V88H143V90H144V88H145V90H147V89H149V87L146 89V87H141ZM172 86V85H171ZM170 86V88H169V86H168V88H169V90L170 91H172L173 90V88ZM176 86V85H175ZM174 86V87H175ZM198 86V85H197ZM200 86H201V84H200ZM199 86V87H200ZM228 86V85H227ZM235 86V85H234ZM237 86V85H236ZM239 86V85H238ZM255 86V85H254ZM253 86V88H255ZM261 85H259L258 87H260ZM78 87V86H77ZM77 87L75 86V88L77 89ZM93 87H92V90H93ZM157 87V86H156ZM155 87V88H156ZM202 87H203V84H202ZM215 87V86H214ZM224 87V86H223ZM222 87V88H223ZM229 87H231V85L229 86ZM228 87V88H229ZM256 87H257V85H256ZM85 88H87V87H85ZM90 88V87H89ZM138 87H136V89H137ZM154 88V87H153ZM167 88V89H168ZM171 88H172V90H171ZM189 88V87H188ZM196 87H194V89H195ZM198 88V87H197ZM209 88V87H208ZM207 88V89H208ZM74 89V88H73ZM91 89V88H90ZM162 89V88H161ZM165 89V88H164ZM163 89V91H165ZM175 89H177V87H175ZM194 89L192 90V91H194ZM204 89V88H203ZM214 89V88H213ZM217 89H218V87H217ZM225 89L227 90V88L225 87ZM240 89V88H239ZM243 89V88H242ZM258 89V88H257ZM260 89H261V87H260ZM75 90V89H74ZM80 90V89H79ZM82 90V89H81ZM135 90V89H134ZM142 90V91H143ZM178 91H180L179 90V88L177 89ZM196 90V89H195ZM198 90V89H197ZM209 90V89H208ZM207 90V91H208ZM211 90V89H210ZM223 90V89H222ZM231 90H232V87H231ZM76 91V90H75ZM74 91V92H75ZM91 91V90H90ZM89 91V92H90ZM148 91V90H147ZM151 91H152V89H151ZM154 91V90H153ZM177 91V92H178ZM201 91H203L202 89H201ZM206 91V92H207ZM224 91V90H223ZM230 91V90H229ZM238 91H240V90H238ZM250 91V90H249ZM76 92H79L78 90L76 91ZM93 92V91H92ZM93 92V93H94ZM149 92V91H148ZM147 92V93H148ZM173 92H176V91H174L173 90ZM181 92V91H180ZM183 92V91H182ZM182 92L180 93V94H178L177 93V96L179 95H181L182 94ZM198 92V91H197ZM228 92V91H227ZM231 92V91H230ZM229 92V93H230ZM241 92V91H240ZM91 93V92H90ZM166 93V92H165ZM168 93V92H167ZM170 93V92H169ZM172 93V92H171ZM192 93V92H191ZM199 94H197V95H200V91L198 92ZM203 93V92H202ZM201 93V94H202ZM211 93V92H210ZM225 93V92H224ZM234 93H235V96H236V93L237 92H235L234 91ZM83 94V93H82ZM87 94H89V93H87ZM150 94V93H149ZM153 94H154V92H153ZM186 94V93H185ZM215 94V93H214ZM239 94V93H238ZM257 94L258 93H256V97H257ZM261 94V93H260ZM260 94H258V95H260ZM80 95V94H79ZM97 95L95 96V98L97 97ZM133 95V96H132ZM142 95V94H141ZM163 95L165 96L166 94H164L163 93ZM169 95V94H168ZM171 95L172 94H170L169 95V97H171ZM203 95V94H202ZM206 95V94H205ZM217 95V94H216ZM222 95V94H221ZM242 95V94H241ZM83 95H80V97H82ZM88 96H90V95H88ZM94 96V95H93ZM140 96V95H139ZM144 96H147L146 94L145 95H143V98H144ZM155 96V95H154ZM159 96V95H158ZM176 96V95H175ZM178 96V97H179ZM182 96V95H181ZM193 96H194V94H193ZM212 96V95H211ZM228 96H229V94H228ZM227 96V97H228ZM246 96V95H245ZM261 96V95H260ZM152 97V96H151ZM150 97V98H151ZM156 97V96H155ZM168 97V96H167ZM167 97H165V98H167ZM194 97H196V96H194ZM198 97V96H197ZM196 97V98H197ZM200 97V96H199ZM198 97V98H199ZM208 97V96H207ZM231 97V96H230ZM240 97V96H239ZM83 98V97H82ZM86 98H87V95H86ZM85 98V99H86ZM97 98H99V97H97ZM100 98H101V96H100ZM141 97H139L137 100L139 101V99H140ZM147 98V97H146ZM157 98V97H156ZM155 98V99H156ZM174 98V96L172 95V99ZM180 98V97H179ZM179 98H177V99H179ZM187 98V97H186ZM201 98H203L204 99V96H202ZM210 98V97H209ZM222 97H220V99H221ZM233 98V97H232ZM241 98V97H240ZM240 98H238V96H237V98L236 99H240ZM258 98V97H257ZM257 98H256V100H257ZM92 99H93V97H92ZM142 99V98H141ZM152 99V101H153V99L154 98H151ZM163 99H164V97H163ZM168 99V98H167ZM175 99H176V97H175ZM175 99L173 100V101H175ZM200 99V98H199ZM205 99H207L208 100V98H205ZM214 99H218V98H216V97H214ZM259 99V98H258ZM262 99V98H261ZM143 100V99H142ZM159 100V99H158ZM188 100H189V98H188ZM188 100H185V103H186V101H188ZM210 100V99H209ZM219 100V99H218ZM222 100V99H221ZM231 100H233V99H231ZM235 100V99H234ZM255 100V99H254ZM255 100V101H256ZM75 101V100H74ZM73 101V102H74ZM160 101L161 100H159V103H160ZM168 101V100H167ZM170 101V100H169ZM172 101V100H171ZM171 101L169 102V103H171ZM179 101V100H178ZM177 101V102H178ZM182 101V100H181ZM181 101H179V105H176V104H174V103H171L172 105L174 104V105H176V107L174 108V110L177 108V106L179 107L180 106V104L181 103H183V102H181ZM193 101V100H192ZM220 101V100H219ZM241 101H242V99H241ZM255 101H254V105L256 104L255 103ZM88 102V101H87ZM90 102V101H89ZM176 102V101H175ZM176 102V103H177ZM188 102H190V101H188ZM195 102H196V100H195ZM212 102V101H211ZM214 102V101H213ZM217 102V101H216ZM245 102V104H246V101H244ZM243 102V103H244ZM249 102V101H248ZM264 102V101H263ZM75 103V102H74ZM165 103V102H164ZM196 103H198V102H196ZM209 103V102H208ZM215 103V102H214ZM217 103H219V102H217ZM217 103H215V104H217ZM221 103V102H220ZM235 103V105H236V107H237V105L239 104L240 105V103H238V100H237V102L235 101L234 102ZM236 103H238V104H236ZM243 103H241V104H243ZM0 104H1V102H0ZM93 104V103H92ZM132 104V103H131ZM137 104V103H136ZM244 104V105H245ZM68 105H69V103H68ZM133 105H134V103H133ZM163 105V104H162ZM170 105V104H169ZM187 105V104H186ZM186 105H184L185 107H186ZM226 105V104H225ZM263 105H264V103H263ZM92 106V105H91ZM98 106V105H97ZM164 107H166L165 106V104L163 105ZM183 105H181L180 107H181V109H182V111H183V108H185L184 106L182 107ZM189 106H190V104H189ZM188 106V107H189ZM203 106V105H202ZM214 106V104L211 106V107H213ZM218 106H220V104L218 105ZM256 106V105H255ZM262 106V105H261ZM102 107V106H101ZM160 107V106H159ZM162 107V106H161ZM168 107V106H167ZM166 107V108H167ZM174 107V106H173ZM179 107V108H180ZM199 107V106H198ZM207 107V106H206ZM217 107V106H216ZM243 107H245V106H243L242 105V107L241 108H243ZM89 108H91V107H89ZM103 108V107H102ZM187 108V107H186ZM193 108H195V107H193ZM200 108H202L201 106H200ZM218 108V107H217ZM225 108V107H224ZM223 108V109H224ZM255 108V107H254ZM129 109V110H130ZM162 109H163V107H162ZM169 109H170V107H169ZM172 109V108H171ZM171 109H170V111H171ZM198 108H195V110H197ZM203 109V108H202ZM209 109H211V108H208L207 110H209ZM222 109V108H221ZM231 109V108H230ZM233 109V108H232ZM232 109H231V112H232ZM238 109H239V107H238ZM244 109V108H243ZM162 112H161V111ZM165 110H168V108L167 109H165ZM173 110V111H174ZM178 111H179V109H177ZM191 110V109H190ZM189 110V111H190ZM192 110H194V109H192ZM191 110V111H192ZM205 110V109H204ZM206 110V111H207ZM213 110H216V109H214V107L211 109V112L213 111ZM254 110H256V108L254 109ZM88 111H91V112H94V109H93V111L92 110H88ZM96 111V110H95ZM101 111V110H100ZM182 111H180L179 113H176V112H174L173 114H179L180 115V117H182L181 116V112ZM185 111V110H184ZM187 111V110H186ZM191 111H190V113H191ZM205 111V112H206ZM217 111V110H216ZM234 111V110H233ZM260 111V110H259ZM0 112H1V110H0ZM3 112H1V114H3ZM90 112V113H91ZM209 112V111H208ZM211 112H210V114H211ZM214 113H215V111H213ZM227 112H229V110L227 111ZM226 111H225V113H222V114H225V115H228V114H226L227 113ZM237 112H239L238 110H237ZM261 112V111H260ZM259 112V113H260ZM68 113V112H67ZM76 113V114H77ZM89 113V112H88ZM98 113V112H97ZM104 113V112H103ZM185 113V112H184ZM183 113V114H184ZM187 113V112H186ZM185 113V114H186ZM192 113H193V111H192ZM197 113V112H196ZM218 113V112H217ZM230 113V112H229ZM99 114V113H98ZM105 114H107V113H105ZM105 114H103V115H105ZM170 115H171V112L169 113ZM175 114V115H176ZM198 114H199V112H198ZM234 114V113H233ZM235 114H237V113H235ZM261 114V113H260ZM263 114V113H262ZM95 115V117H96V114H94ZM165 115H168V114H165ZM191 115H193V114H191ZM203 115V114H202ZM209 115V114H208ZM207 115V116H208ZM212 116H213V113L211 114ZM211 115H209V119H210V117H211ZM215 115H216V113H215ZM214 115V116H215ZM229 115H231L232 116V114H229ZM229 115L227 116V117H229ZM245 115V114H244ZM264 115V114H263ZM67 116V115H66ZM91 116L93 117V115L91 114ZM99 116V115H98ZM97 116V117H98ZM101 116H102V114H101ZM101 116H100V118H101ZM118 116V115H117ZM119 116H121V115H119ZM125 116V115H124ZM123 116V117H124ZM189 117H190V115H188ZM196 116V115H195ZM198 116V115H197ZM200 116V115H199ZM199 116H198V119H200L199 118ZM217 116L218 117H221L220 115H218L217 114ZM222 116H224V115H222ZM238 116V115H237ZM237 116H234V117H237ZM239 116H241V114H239ZM260 116H262V115H260ZM96 117V118H97ZM122 117V116H121ZM169 117V116H168ZM172 117H173V115H172ZM175 117V116H174ZM177 117V116H176ZM180 117H177V119L179 118V120L180 119H182V118H180ZM184 117V116H183ZM186 117V116H185ZM193 117H194V115H193ZM264 117V116H263ZM262 117V118H263ZM3 118H4V114H3ZM6 118V117H5ZM72 118V117H71ZM75 118V117H74ZM73 118V119H74ZM90 118V117H89ZM105 118V117H104ZM188 118V117H187ZM186 118V119H187ZM190 118H192V116L190 117ZM196 118V117H195ZM214 118V117H213ZM212 117H211V119H213ZM223 118V117H222ZM232 118V117H231ZM238 118V117H237ZM237 118H236V121H237ZM242 117H240V119H241ZM261 118V117H260ZM7 119V118H6ZM176 119V120H177ZM185 119V118H184ZM194 119V118H193ZM233 119V118H232ZM231 119V120H232ZM244 119V118H243ZM9 120V121H10ZM98 120H99V118H98ZM162 120V119H161ZM189 120H192V119H189ZM206 120V119H205ZM219 120V119H218ZM226 120H228V119H226ZM225 120V121H226ZM247 120V119H246ZM258 120V119H257ZM2 120H0V122H1ZM5 121H7V120H5ZM100 122H102L101 121V119L99 120ZM168 120H166L165 122H167ZM169 121H171V120H169ZM175 121V120H174ZM174 121H172V123H174ZM182 121V120H181ZM194 121H197L196 119H194ZM204 121V120H203ZM232 121H234V120H232ZM245 121V120H244ZM252 121H254V120H252ZM259 121V120H258ZM3 122V121H2ZM179 122V121H178ZM189 122V121H188ZM187 122V126H188V124H190V123H188ZM193 122V120L191 121V123ZM218 122H222V120L221 121H218ZM229 122V120L226 122V123H228ZM240 122H241V120H240ZM239 122V123H240ZM7 123H9V122H7ZM160 123H161V121H160ZM169 123V122H168ZM183 123V122H182ZM196 122H194V124H195ZM212 123V122H211ZM213 123H214V121H213ZM225 123V122H224ZM225 123V124H226ZM252 123V122H251ZM253 123H255V122H253ZM3 123H1L0 125H2ZM104 124V123H103ZM109 124H105L104 126H107L108 127V125ZM164 124V123H163ZM171 124V123H170ZM210 124V123H209ZM214 124H216V121H215V123ZM232 124V127H234L233 126V124H234V122H232L231 123ZM236 124V126L237 125H239V124H237V123H235ZM241 124V123H240ZM243 124V123H242ZM245 124V123H244ZM247 124V123H246ZM8 126H9V124H7ZM168 125V124H167ZM173 125V124H172ZM186 125V124H185ZM198 125H200V124H198ZM201 125H203L202 124V122H201ZM205 125V124H204ZM219 125V124H218ZM226 125H228V124H226ZM226 125H223V126H226ZM259 125V124H258ZM257 125V126H258ZM5 126H6V124H5ZM180 126H181V123H180ZM196 126V125H195ZM214 126V125H213ZM244 127H245V125H243ZM247 126V125H246ZM249 126V125H248ZM1 127V126H0ZM3 127V126H2ZM163 127H165V126H163ZM170 127V126H169ZM169 127H167L166 126V128H169ZM262 127V126H261ZM260 127V128H261ZM5 128H7V127H5ZM188 128V127H187ZM193 128V127H192ZM197 128V127H196ZM205 128V127H204ZM236 128V133H235V136H236V134H237V128L239 129V127H235ZM248 128V127H247ZM249 128H250V126H249ZM1 129H3V128H1ZM85 129H90V130H92V133H93V135L89 138V139H86L85 138ZM194 129V128H193ZM232 129V128H231ZM234 129V128H233ZM262 129H264V128H262ZM261 129V130H262ZM6 130V129H5ZM8 130V129H7ZM7 130H6V132H7ZM108 130H109V128H108ZM181 130V129H180ZM187 130H191V129H187ZM248 130V129H247ZM246 130V131H247ZM256 130V129H255ZM89 131V130H88ZM167 131V130H166ZM196 131V130H195ZM234 131H235V129H234ZM245 131V130H244ZM252 131H254V130H252ZM3 132H4V130H3ZM6 132H4V135H5V133ZM187 132L188 131H186L185 133L187 134ZM191 132V131H190ZM192 132H194V130L192 131ZM213 132V131H212ZM247 132H250V131H247ZM246 132V133H247ZM264 132V131H263ZM263 132H261V133H263ZM91 133V134H92ZM207 133V132H206ZM231 133H233L232 131H231ZM245 132H244V134H246ZM251 133V132H250ZM256 133V132H255ZM258 133V132H257ZM260 133V134H261ZM240 134H241V131H240ZM264 134V133H263ZM175 135V134H174ZM193 135V134H192ZM225 135V134H224ZM243 135V134H242ZM125 136L126 137H128V142L131 144V151H130V154H129V156L127 157L126 155H125V148H124V139H125ZM182 136V135H181ZM186 136H188V134L186 135ZM186 136L184 135V138H186ZM196 136V135H195ZM238 136V135H237ZM247 136V135H246ZM1 137V136H0ZM156 137V136H155ZM171 137V136H170ZM169 137V138H170ZM174 137V136H173ZM194 137V136H193ZM210 137V136H209ZM209 137H208V139H209ZM248 138H246L248 141L250 140L249 139V135L247 136ZM178 138V137H177ZM188 138V137H187ZM186 138V139H187ZM199 138V137H198ZM213 138V137H212ZM238 138H240V136L238 137ZM243 138V137H242ZM241 138V139H242ZM251 138V137H250ZM253 138V137H252ZM256 138V137H255ZM156 139V138H155ZM192 139V138H191ZM200 139V138H199ZM208 139L206 140V142L208 141ZM235 139H237V137L235 138ZM235 139H233V141L235 140ZM245 139V138H244ZM244 139H242V140H244ZM264 139V138H263ZM1 140V139H0ZM173 140V139H172ZM178 140V139H177ZM184 140V139H183ZM193 140V142H194V139H192ZM238 141H239V139H237ZM253 140V139H252ZM255 140V139H254ZM253 140V141H254ZM262 140V139H261ZM162 141V140H161ZM169 141H170V139H169ZM187 141H188V143H189V139H187V140H185V142H184V144H182V147H183V145L184 146H186V144H188L187 143ZM201 141V140H200ZM222 141H224V140H222ZM232 140H231V142H233ZM126 142V141H125ZM166 142H168V141H166ZM173 142H175L174 140H173ZM172 142V143H173ZM192 142V141H191ZM203 142H205V141H203ZM209 142V141H208ZM211 142V144L213 143L212 142V140L210 141ZM218 142V141H217ZM226 142V141H225ZM225 142H223V143H225ZM235 142H237L236 140H235ZM256 142H258L257 140L255 141V143ZM2 143H4V142H1V144ZM150 143V142H149ZM156 143V142H155ZM169 144L171 143V142H168ZM178 143V145L179 144H181V143H179V142H177ZM202 143V142H201ZM215 143H216V141H215ZM221 143V142H220ZM219 143V144H220ZM229 143H230V140H229ZM238 143V142H237ZM237 143H235V144H237ZM246 143V142H245ZM245 143H244V145H245ZM263 143V142H262ZM163 144H165V141H164V143L162 142V145ZM167 144V143H166ZM174 144H176V143H174ZM203 145H204V143H202ZM206 144V143H205ZM208 144V143H207ZM210 144V145H211ZM218 144V143H217ZM218 144V145H219ZM233 144H234V142L232 143V144H230V146L231 147H235V146H233ZM195 145H196V142H195ZM198 145H199V143H198ZM210 145L209 146H206V147H209L210 148ZM213 145H216V144H213ZM217 145V146H218ZM226 145V144H225ZM238 145H239V143H238ZM249 145V144H248ZM151 145H149V147H150ZM153 146V145H152ZM167 146H168V144H167ZM167 146H166V148H167ZM177 146V145H176ZM175 146V147H176ZM188 146H189V144H188ZM191 146V145H190ZM192 146H194V144L192 145ZM204 146V147H205ZM217 146L215 147L214 146V148H216L215 150H217L218 148H217ZM220 146V145H219ZM221 146H222V144H221ZM237 146V145H236ZM261 146H263V144L261 145ZM260 146V147H261ZM1 147H2V145H1ZM146 147H147V145H146ZM162 147V146H161ZM163 147H164V145H163ZM170 147V146H169ZM168 147V148H169ZM171 147H174V146H172L171 145ZM170 147V148H171ZM181 147V148H182ZM195 147V146H194ZM228 147V146H227ZM226 147V148H227ZM151 148V147H150ZM180 147L179 148H177V149H181ZM198 148H201V147H199L198 146ZM221 148V147H220ZM219 148V149H220ZM223 148H224V146H223ZM236 148V147H235ZM239 148V147H238ZM152 149V148H151ZM155 149V148H154ZM184 150H187V149H185V148H183ZM206 149V148H205ZM204 148H202L201 150H205ZM212 149V148H211ZM210 149V150H211ZM217 150V151H215V150H212V151H214V153L215 152H219L220 150ZM228 149H229V147H228ZM231 149V148H230ZM229 149V150H230ZM0 150H2V148L0 149ZM3 150H5V149H3ZM28 151L27 153L28 154H25L24 153V151ZM142 150V149H141ZM144 150V149H143ZM140 151V154H141V152H142V154L144 153V151ZM146 150H148L147 148H146ZM145 150V151H146ZM171 150H173V149H171ZM170 150V151H171ZM176 149L174 148V153L176 152L175 151ZM182 150V149H181ZM188 150H190V149H188ZM200 150V151H201ZM221 150H222V152L224 151V149H222L221 148ZM232 150V149H231ZM237 150V149H236ZM138 151V152H139ZM149 151H150V149L148 150V153H147V155L149 154L150 155V153H149ZM157 151V150H156ZM160 151H162V150H160ZM164 151H165V149H164ZM164 151H162L161 153H163V154H165L164 153ZM169 151V150H168ZM183 151V150H182ZM203 151L202 152H200V153H203ZM227 151V150H226ZM257 151V150H256ZM3 152V151H2ZM7 152H4V153H7ZM154 152V151H153ZM173 152H171L172 154H173ZM190 152V151H189ZM205 153H206V151H204ZM211 152V151H210ZM225 152V151H224ZM237 152V151H236ZM7 153V154H8ZM146 153V152H145ZM145 153L143 154V155H145ZM158 153H160V152H157V154ZM168 153H170V152H168ZM184 153V152H183ZM197 153H199V152H197ZM199 153V154H200ZM209 153V152H208ZM213 153V152H212ZM213 153V154H214ZM220 153V152H219ZM1 154V153H0ZM139 154V155H140ZM141 154V155H142ZM154 154V153H153ZM211 155V156H213L214 157V155L216 154H214V155ZM218 154V153H217ZM223 154V153H222ZM227 154H230V153H227ZM175 155V154H174ZM174 155H172V156H174ZM177 155H178V153H177ZM187 155V154H186ZM204 155V154H203ZM221 155V154H220ZM219 155V156H220ZM7 156V155H6ZM9 156V157H10ZM152 156V155H151ZM158 156V155H157ZM161 156V155H160ZM165 156V155H164ZM172 156H170V157H172ZM176 156V155H175ZM174 156V157H175ZM179 156H180V153H179ZM179 156H177V157H179ZM185 156V155H184ZM184 156H182V157H184ZM197 156H199L198 154H197ZM197 156L195 157L196 159H197ZM218 156V157H219ZM234 156V155H233ZM232 156V157H233ZM245 156V155H244ZM249 156V155H248ZM2 157V156H1ZM146 157V156H145ZM148 157V156H147ZM166 157H168V156H166ZM188 157V156H187ZM187 157H185V158H187ZM204 157V156H203ZM222 157V156H221ZM230 157V156H229ZM153 159H155V156L154 157H152ZM151 158V159H152ZM176 158V157H175ZM184 158V159H185ZM191 158V157H190ZM193 159H194V157H192ZM201 158V157H200ZM210 158V157H209ZM215 158V157H214ZM223 158H225V157H223ZM223 158L222 159H220V158H218V159H220V160H222V162H223ZM8 159V158H7ZM9 159V160H10ZM147 159V158H146ZM165 160H166V158H164ZM201 159H203V158H201ZM206 159H207V157H206ZM205 159V160H206ZM211 159V158H210ZM218 159H215L214 161H217ZM236 159V158H235ZM258 159V158H257ZM256 159V161H259V160H257ZM4 160V159H3ZM6 160V159H5ZM4 160V161H5ZM10 160V161H11ZM157 160V161H156ZM156 163L158 164V163H160L161 161V157H160V160L159 159H157L156 158ZM158 160L160 161V162H158ZM180 161H182L181 160V158L179 159ZM198 160V159H197ZM204 160V161H205ZM213 160V159H212ZM212 160H211V163H212ZM2 161V160H1ZM0 161V162H1ZM150 161V160H149ZM163 161V160H162ZM168 161V160H167ZM171 162L172 161H174V160H170ZM187 161H189V160H187ZM186 161V162H187ZM201 161V160H200ZM219 161V160H218ZM235 161V160H234ZM249 161V160H248ZM250 161H253V160H251L250 159ZM256 161H254L253 163H255ZM141 162H144L143 164H141ZM154 162V161H153ZM179 162V161H178ZM183 163L185 162V161H182ZM194 162H198V161H195V159H194ZM202 163H204L203 161H201ZM226 162V161H225ZM244 162H246L245 161V159H244ZM9 163H11V162H9ZM15 163V162H14ZM15 163V164H16ZM146 163H147V160H146ZM145 163V164H146ZM150 163V162H149ZM148 163V164H149ZM155 163V164H156ZM161 163H164V162H161ZM181 163V162H180ZM179 163V164H180ZM201 163V164H202ZM259 163V162H258ZM1 164V163H0ZM7 164V163H6ZM12 164V163H11ZM151 164V165H150ZM149 165L150 166H152V161H151V163H150ZM168 164V163H167ZM178 164V163H177ZM190 164H191V161H190ZM195 164V163H194ZM194 164H192V165H194ZM206 164V163H205ZM215 164H218V163H216L215 162ZM219 164H220V161H219ZM218 164V165H219ZM227 164V163H226ZM235 164V163H234ZM244 164H246V165H248L247 164V162L246 163H244ZM261 164V163H260ZM3 165H5V164H3ZM149 165L147 166L148 168H149ZM162 165V164H161ZM164 165V164H163ZM169 165V168H170V165H171V163L170 164H168ZM222 165V164H221ZM250 165V164H249ZM249 165H248V167H249ZM263 166H264V164H262ZM15 166H17V164L15 165ZM158 166V165H157ZM179 166V165H178ZM190 167V165H187V167ZM197 166H199L200 167V164L199 165H196V166H194V167H197ZM202 166V165H201ZM208 166V165H207ZM215 166H217V165H215ZM226 166H228V165H226ZM243 167V165H240V167ZM6 168H7V166H5ZM4 167V168H5ZM10 167V166H9ZM13 167V169H14V165L13 166H11V168ZM171 167H172V165H171ZM209 167V166H208ZM211 168L210 169H212V166H210ZM252 166H250L249 168H251ZM255 167V166H254ZM158 168V167H157ZM160 168V167H159ZM163 168H165V167H163L162 166V168L161 169H163ZM166 168H167V166H166ZM179 168V167H178ZM183 168H184V166H183ZM206 168V167H205ZM214 168V167H213ZM218 168V170H219V166L217 167ZM244 168V167H243ZM249 168H247V169H249ZM262 168V167H261ZM3 169V168H2ZM152 169H154L153 168V166H152ZM160 169V170H161ZM168 169V168H167ZM175 169H177V168H175ZM174 169V170H175ZM180 169V168H179ZM179 169H178V171H179ZM192 169H194V168H192ZM207 169V168H206ZM215 169V168H214ZM246 169V168H245ZM255 169V168H254ZM4 170V169H3ZM6 170V169H5ZM11 170V169H10ZM17 170V169H16ZM149 170V169H148ZM151 170V169H150ZM168 170H172V169H168ZM174 170H172V173H174ZM184 172H183V170L181 169V171L183 172V173H185V175L187 174L186 173V170L188 171L189 170V168H187V169H185L184 168ZM203 170H204V168H203ZM233 170V169H232ZM256 170H259V169H256ZM264 170V169H263ZM15 171V170H14ZM18 171V170H17ZM17 171H15V172H13V174L15 175V174H17ZM20 171V170H19ZM154 171V172H153ZM179 172V173H182V172ZM197 171H198V169H197ZM215 171V170H214ZM229 171L231 172V170H230V167H229ZM241 171L242 170H240V173H241ZM248 171L249 170H247L246 172H247V174H244L243 175V177L244 176H246V175H248L249 173H248ZM4 173L6 172V171H3ZM10 172H12V170L10 171ZM22 172V171H21ZM189 172V171H188ZM195 171H193V173H194ZM201 172V171H200ZM208 172H211V171H208ZM255 171H253V173H254ZM257 172V171H256ZM256 172H255V175H257L256 174ZM263 172V171H262ZM2 173V172H1ZM3 173V174H4ZM7 173V172H6ZM6 173L4 174V177H6L5 175H6ZM19 173V172H18ZM179 173L178 172H176V174L178 175V176H180L179 175ZM203 173V172H202ZM213 172H211V173H207V174H212ZM220 173V172H219ZM235 173L237 174V171L236 172H234L233 173V175H235ZM252 173V172H251ZM251 173L249 174V176H251ZM258 173V175H259V172H257ZM264 173V172H263ZM2 174V175H3ZM8 174V173H7ZM22 174V173H21ZM176 174H174V175H176ZM188 174H190V173H188ZM191 174H192V171H191ZM191 174H190V176H191ZM196 173H194L193 175H195ZM205 174V173H204ZM214 174V173H213ZM212 174V175H213ZM216 174V173H215ZM227 174H228V172H227ZM238 174H239V172H238ZM212 175H210V176H212ZM217 175V174H216ZM229 175H231V174H229ZM254 175V176H255ZM257 175V176H258ZM22 176V175H21ZM34 176V175H33ZM177 176V177H178ZM181 176H182V178H183V174H181ZM189 176V175H188ZM214 176V175H213ZM212 176V177H213ZM226 176V175H225ZM236 176V175H235ZM238 176V175H237ZM240 177L242 176L241 174L239 175ZM238 176V178H240ZM19 177H20V175H19ZM37 177H39V175L37 176ZM176 177V176H175ZM199 177V176H198ZM210 178V179H213V178ZM220 177V176H219ZM223 177H224V175H223ZM227 177V176H226ZM225 177V178H226ZM243 177H241V178H243ZM256 177V176H255ZM255 177H253V178H255ZM258 177H260V176H258ZM257 177V178H258ZM13 178V177H12ZM15 178H17V176L15 177ZM22 178V177H21ZM25 178V177H24ZM45 178V177H44ZM185 178V177H184ZM183 178V179H184ZM201 178V177H200ZM204 178H206L205 177V175H204ZM215 178V177H214ZM238 178H237V180H238ZM249 178V177H248ZM252 177L250 178L251 180L253 179ZM1 179V178H0ZM4 179V178H3ZM9 179V178H8ZM33 179V178H32ZM37 179V178H36ZM48 179V178H47ZM168 179H171L170 181L168 180ZM178 179V178H177ZM186 179H188L187 177H186ZM203 179V178H202ZM226 179H228V178H226ZM235 179H236V177H235ZM4 180H6V179H4ZM12 180V179H11ZM13 180H14V178H13ZM20 180H23V179H18V182L20 181ZM27 180V179H26ZM34 180V179H33ZM185 180V179H184ZM243 180H245V179H243ZM256 180V179H255ZM255 180H254V182H255ZM1 181V180H0ZM205 181H207V180H205ZM204 181V183H206ZM232 181H235L236 182V180H232ZM232 181L230 180L229 181V183L231 184L232 183ZM246 181V180H245ZM247 181H250V180H247ZM258 181V180H257ZM8 182H10V180L8 181ZM8 182H5L6 184H5V186H4V184L3 183H1L0 182V187L2 186L1 184H3V186L4 187H6V185L8 184ZM17 182V184L19 185L20 184V182L18 183ZM29 182H32L33 183V181H29ZM45 182V181H44ZM44 182H42V183H44ZM211 182H213L214 183V181H211ZM252 182V181H251ZM254 182H252L253 184H257V182L256 183H254ZM13 183H15V185H13ZM13 183H11L10 182V184H12V187H15L17 184H16V181L14 180L13 181ZM202 183H203V181H202ZM203 183V184H204ZM217 183V182H216ZM216 183H214V185H216ZM221 183L224 185L225 184V182L223 183L222 181H221ZM226 183H228V182H226ZM234 183V182H233ZM237 183V182H236ZM248 183V182H247ZM250 183V182H249ZM248 183V184H249ZM25 184H27V183H25ZM31 184V183H30ZM30 184H29V186L28 187H30ZM35 184V183H34ZM34 184H31L32 186L34 185ZM37 184H39V183H37ZM47 184V186L48 185H50L49 184V182L48 183H46ZM202 184V185H203ZM207 184V183H206ZM247 184V185H248ZM260 184V183H259ZM258 184V185H259ZM263 184V183H262ZM262 184H260V185H262ZM21 185H23V184H21ZM20 185V186H21ZM43 185V184H42ZM209 185H210V183H209ZM226 185H228V184H226ZM236 185V184H235ZM234 185V186H235ZM242 185V184H241ZM244 185H245V183H244ZM3 186H2V189H3ZM7 186H9V185H7ZM27 186H24V187H26L25 189H27L28 187ZM185 186V185H184ZM219 186V185H218ZM218 186H216V187H218ZM225 186V185H224ZM234 186H232V188L234 187ZM237 186H239V185H237ZM252 186H254V185H252ZM10 187H11V185L9 186V189H10ZM35 187V186H34ZM34 187H33V189H34ZM44 187V186H43ZM42 187V188H43ZM107 187V190L108 191H106V190H104V191H106L107 192V197H106V193L103 191V188H106ZM181 188H183V185H181L180 186ZM188 187V186H187ZM259 186H257V189L259 190V188H258ZM15 188H17L18 189V187H15ZM21 188V187H20ZM30 188H32V187H30ZM37 190H38V188L37 187H35ZM45 188V187H44ZM61 188V189H62ZM203 188H205V187H203ZM206 188H209V186H207L206 185ZM215 188V187H214ZM226 187H224V189H225ZM229 188V187H228ZM234 188H237V187H234ZM233 188V189H234ZM248 188V187H247ZM6 189V188H5ZM13 188H11V190H12ZM22 189H23V186H22ZM29 189V188H28ZM50 189V190H51ZM59 189V188H58ZM67 189V188H66ZM189 189V188H188ZM215 189H217V188H215ZM241 190H242V188H240ZM261 190H263L262 188H260ZM14 190V189H13ZM30 190H32V189H30ZM40 190V189H39ZM49 190V191H50ZM70 190H72V189H70ZM69 190V191H70ZM181 190V189H180ZM211 190V189H210ZM229 190H231V189H229ZM229 190L227 191V193L228 194H233V193H229ZM250 190H251V188H250ZM253 190V189H252ZM3 191V190H2ZM6 191V190H5ZM64 191V190H63ZM62 190H61V192H63ZM67 191V190H66ZM74 192H75V190H73ZM202 191V190H201ZM221 191H222V187H221ZM239 191V190H238ZM249 191V190H248ZM254 192L256 191V190H253ZM253 191H251V193L253 192ZM260 191V190H259ZM259 191H258V193H259ZM8 192V191H7ZM10 192V191H9ZM15 192V191H14ZM24 192V191H23ZM26 192V191H25ZM32 192L33 191H31V194H32ZM34 192H35V190H34ZM33 192V193H34ZM48 192V191H47ZM53 192H55V191H53ZM58 192V190L55 192V193H57ZM87 192V193H88ZM179 192V191H178ZM177 192V193H178ZM205 192V191H204ZM219 192H220V188H219ZM230 192H233V191H230ZM263 192V191H262ZM1 193V192H0ZM16 193H17V191H16ZM21 193V192H20ZM41 193H43V192H41ZM54 193V194H55ZM70 193H72V191L70 192ZM187 193V192H186ZM206 193V192H205ZM212 193V192H211ZM214 193V195H215V191L213 192ZM224 193V192H223ZM226 193V195L228 196V194ZM257 193V191H256V193H255V197L257 196L256 194H258ZM10 194V193H9ZM9 194H7L6 193V196L7 195H9ZM12 194V193H11ZM23 194V193H22ZM28 195L27 196H29V192L27 193ZM43 194H45V193H43ZM63 194H64V192H63ZM85 194V193H84ZM91 194V193H90ZM92 194H94V193H92ZM91 194V195H92ZM95 194H97V193H95ZM179 194V193H178ZM207 194H208V192H207ZM217 194H218V190H217ZM236 194V193H235ZM238 194V193H237ZM252 194H254V193H252ZM15 195V194H14ZM17 195H19V194H17ZM40 195V194H39ZM52 195H53V193H52ZM51 193L50 192H48V193H46V195H44V197H42V198H44V199H50V198H52L51 196ZM61 195V194H60ZM59 195V196H60ZM72 195V194H71ZM172 195V196H171ZM187 195V194H186ZM186 195H185V197H186ZM199 195V194H198ZM211 195V194H210ZM214 195H212V197L214 198ZM230 195L228 196V198L230 197ZM234 195V194H233ZM239 195V194H238ZM1 196V195H0ZM3 196V195H2ZM10 196V195H9ZM22 196V195H21ZM24 196L25 195H23V198H24ZM36 196H38V195H35V197H33V198H36ZM63 196V195H62ZM68 196V195H67ZM75 196V195H74ZM97 196V195H96ZM178 196V195H177ZM180 196H183L182 194H180ZM219 196V195H218ZM224 196V195H223ZM226 196V197H227ZM241 196V195H240ZM258 196L260 197V195L258 194ZM8 197V196H7ZM15 197L17 198V196L15 195ZM32 198V196H29L28 198ZM69 197V196H68ZM81 197H82V195H81ZM83 197H85V196H83ZM89 197V196H88ZM91 197V196H90ZM179 197V196H178ZM178 197H175L174 196V198L177 200V198ZM200 197V196H199ZM198 197V198H199ZM207 197H209V195H207ZM206 197V198H207ZM211 197V196H210ZM209 197V198H210ZM261 197H263L262 195H261ZM6 198V197H5ZM9 198V197H8ZM20 198V197H19ZM59 198L60 197H58L57 199L59 200ZM79 199H80V197H78ZM173 198V197H172ZM173 198V199H174ZM180 198V197H179ZM187 198V197H186ZM190 198V197H189ZM197 198V199H198ZM206 198H204L203 197V199H206ZM223 198V197H222ZM233 198L235 199V197H231V199L233 200ZM243 198L244 197H242V200H240L241 201V203H242V201H243ZM246 198V197H245ZM245 198H244V200H245ZM251 198H252V196H251ZM257 198V197H256ZM20 199H22V198H20ZM25 199V198H24ZM69 199V198H68ZM167 199V200H166ZM168 200V201H171V200ZM184 199V198H183ZM202 199V198H201ZM202 199V200H203ZM211 199V198H210ZM216 199H218V198H216ZM248 199V198H247ZM250 199V198H249ZM248 199V200H249ZM255 199V198H254ZM39 200H43V199H39ZM71 200H73V199H71ZM76 200V199H75ZM175 200V201H176ZM193 200V199H192ZM199 200V199H198ZM224 200V199H223ZM238 200V199H237ZM252 200H253V198H252ZM257 200V199H256ZM255 200V202L257 203L258 201H256ZM263 200V199H262ZM14 201V199L12 200V199H8V200H4V203L6 204V206L8 207V209L10 210V211H12L13 212V210H12V205L15 203H12ZM24 201V200H23ZM27 201V200H26ZM29 201V200H28ZM31 201H35V199H32ZM46 201V200H45ZM44 201V202H45ZM49 201V200H48ZM54 201H55V199H54ZM57 201V200H56ZM67 201V200H66ZM69 202H70V200H68ZM173 201V200H172ZM180 201V203L181 202H183V200L181 201V200H179L178 199V202ZM212 201V200H211ZM214 201V200H213ZM216 201V200H215ZM249 201H251V200H249ZM248 201V202H249ZM17 202V201H16ZM36 202V201H35ZM41 202H43V201H41ZM61 202V201H60ZM187 202V201H186ZM185 202V203H186ZM189 202V201H188ZM200 202V201H199ZM231 202V201H230ZM233 202V201H232ZM235 202V201H234ZM245 202V201H244ZM260 202V201H259ZM258 202V203H259ZM22 203V201H20V203H18V204H21ZM24 203V202H23ZM26 203V202H25ZM24 203V204H25ZM36 203H38V202H36ZM49 203V202H48ZM48 203H46V204H48ZM52 202H50V204H51ZM62 203V202H61ZM71 203V202H70ZM69 203V204H70ZM78 203H79V200H78ZM184 203V202H183ZM194 203L195 202H193V204H191V201H190V204H191V206H193L194 205ZM206 203V202H205ZM215 203H217L218 204V202H215ZM245 203H247V201L245 202ZM262 203V202H261ZM4 204V205H5ZM24 204H21V205H24ZM44 204V203H43ZM58 204V203H57ZM67 204V203H66ZM75 204V203H74ZM80 204V203H79ZM186 204H188V203H186ZM189 204V205H190ZM199 204V203H198ZM201 204V203H200ZM209 204V203H208ZM210 204H212L211 202H210ZM235 204V203H234ZM263 204V203H262ZM16 205V204H15ZM15 205H13V207L15 206ZM26 205V204H25ZM30 206H31V203L29 204ZM38 205V204H37ZM40 205V204H39ZM42 205V204H41ZM52 205V204H51ZM64 205V204H63ZM68 205V204H67ZM82 205H83V203H82ZM81 205V206H82ZM167 205H170L169 207L167 206ZM174 205L175 204H173V207H174ZM184 205V204H183ZM189 205H187V206H189ZM228 205V204H227ZM243 205H244V203H243ZM249 205H250V203H249ZM258 205V204H257ZM261 205V204H260ZM16 206H18V205H16ZM49 206V205H48ZM53 206V205H52ZM80 206V205H79ZM78 206V207H79ZM190 206V207H191ZM202 206V205H201ZM212 206V205H211ZM229 206L230 207H234V210H236L237 211V209H235V206H233V204H232V206L229 204ZM32 207V206H31ZM31 207H29V208H31ZM34 207H35V204H34ZM34 207H33V210H34ZM37 207H40V206H36V208ZM56 207V206H55ZM54 207V208H55ZM62 207V206H61ZM64 207V206H63ZM65 207H67V206H65ZM64 207V208H65ZM71 207H72V205H71ZM203 207V206H202ZM206 207V206H205ZM223 207H225L224 206V204H223ZM222 207V208H223ZM238 207H239V205H238ZM249 207V206H248ZM250 207H251V205H250ZM250 207L248 208L249 210H251L250 209ZM253 207H255L256 208V205H254ZM2 208V207H1ZM15 208V207H14ZM21 208V207H20ZM28 208V207H27ZM26 208V209H27ZM43 207H41L40 209H42ZM45 208V212H46V210L48 209L49 210V208H47V207H44ZM53 208V209H54ZM57 209H58V207H56ZM55 208V209H56ZM188 207H186L185 208V210H187V211H189L188 209H187ZM193 207H191V209L190 210H194V212L196 211V212H198V209L196 208V204H195V207L194 208H196V209H192ZM198 208H200V206L198 207ZM213 208V207H212ZM244 208H246V205H245V207ZM252 208V207H251ZM254 208V209H255ZM4 209V208H3ZM3 209H0V210H2V214H4L3 213ZM17 210H18V208H16ZM24 209V207H22V209H20V210H18V211H20V213H21V210H23ZM32 209V208H31ZM39 209V208H38ZM37 209V210H38ZM50 209H52V208H50ZM52 209V210H53ZM63 209V208H62ZM76 209V208H75ZM79 209H80V207H79ZM82 209V208H81ZM80 209V210H81ZM171 209H174V211L177 209V207H175V208H172L171 207ZM242 209H243V207H242ZM263 209V208H262ZM6 210H7V208H6ZM28 210V209H27ZM36 210V211H37ZM44 210V209H43ZM51 210V211H52ZM77 210V209H76ZM79 210V211H80ZM91 210V209H90ZM205 210V209H204ZM214 210H216V209H214ZM219 210V209H218ZM218 210H216V211H218ZM233 210V209H232ZM258 210V209H257ZM16 211V210H15ZM26 211V210H25ZM29 211V210H28ZM35 211V210H34ZM51 211H49V212H51ZM63 211V210H62ZM61 211V212H62ZM75 211V210H74ZM79 211H77L78 212V214H79ZM173 211V212H174ZM191 211V212H192ZM206 211H204V212H206ZM222 211V210H221ZM243 211V210H242ZM245 211H247V210H245ZM252 211H254V210H251V212ZM39 213H41V211L39 210L38 211ZM56 212H57V210H56ZM59 212V211H58ZM70 212H71V210H70ZM81 212H82V210H81ZM84 212V211H83ZM88 212H86V213H88ZM177 212V211H176ZM194 213V214H197V213ZM203 212V213H204ZM213 212V211H212ZM234 212V211H233ZM239 212V211H238ZM263 212V211H262ZM16 213V212H15ZM39 213H38V216H40L39 215ZM53 213H55V210H54V212ZM52 213V214H53ZM69 213V212H68ZM72 213V212H71ZM187 213V212H186ZM189 213V212H188ZM193 213V212H192ZM192 213L190 214H186V215H192ZM200 213V212H199ZM201 213H202V211H201ZM220 213V212H219ZM223 213H224V211H223ZM240 213V212H239ZM242 213V212H241ZM244 213V212H243ZM246 213H249V212H246ZM245 213V214H246ZM264 213V212H263ZM1 214V215H2ZM5 214H7L6 212H5ZM18 213H16L15 215H13V213H12V215H11V218L10 219H7L6 221H5V218L3 219V221H0V264H39V255L41 254V252H42V250L44 249V248H46V247H44L43 245H45V244H42L41 242H39V239H42V238H39V237H37V230H36V228H27V226H24V223L23 222H27L28 223V225H30V224H32V223H30L29 224V222H31V221H21L20 219H18L17 218V215ZM23 215H24V213H22ZM59 214V216H56L57 218L58 217H61V215L62 214H65V213H58ZM77 214V213H76ZM236 214V213H235ZM258 214V213H257ZM21 215V214H20ZM22 215V217H24ZM50 215V214H49ZM82 215V213L80 214V216ZM87 214H85L84 213V216H86ZM92 215H95V216H93L92 217ZM178 215V214H177ZM185 215V216H186ZM202 215V214H201ZM226 215V214H225ZM224 214H223V216H225ZM242 216H243V214H241ZM247 215V214H246ZM33 216H34V214H33ZM66 216H68V215H66ZM72 216V215H71ZM73 216H75V214L73 213ZM84 216H82V217H84ZM127 216V217H128ZM179 216V215H178ZM197 216V215H196ZM199 216H200V214H199ZM204 216V215H203ZM216 215L214 214V217H215ZM219 216V215H218ZM220 216H222L221 214H220ZM219 216V217H220ZM245 216V215H244ZM243 216V217H244ZM253 216H254V213H253ZM257 216V215H256ZM4 217H5V215H4ZM37 216L35 215V218H36ZM41 217V216H40ZM43 217H45V216H43ZM48 217V216H47ZM55 217V216H54ZM76 217V216H75ZM81 217V218H82ZM191 217H193V216H191ZM213 216H211V218H214ZM235 217H236V215H235ZM234 217V218H235ZM247 217V216H246ZM32 218V217H31ZM56 218V219H57ZM64 218V217H63ZM62 218V220H64ZM74 218V217H73ZM79 218V217H78ZM78 218H76L77 220H78ZM81 218H79L81 221H83ZM96 218V219H97ZM126 218V217H125ZM185 218V217H184ZM189 217L187 216L186 217V221H187V219H188ZM196 218V217H195ZM210 218V219H211ZM217 218V217H216ZM228 218V220H229V217H227ZM226 218V219H227ZM237 218L239 219V217L237 216ZM248 218V217H247ZM255 218V217H254ZM257 218V217H256ZM51 219V218H50ZM55 219V220H56ZM127 219V218H126ZM190 219V218H189ZM202 219H203V217H202ZM220 219H222V218H218V220H220ZM232 219H233V217H232ZM243 219H246V218H243ZM27 220V219H26ZM41 220H43V218L41 219ZM44 220H46L47 221V219L45 218ZM52 220V219H51ZM54 220V219H53ZM66 220V219H65ZM74 220H75V218H74ZM84 220V221H85ZM128 220H129V217H128ZM192 220H194V218L192 219ZM196 220H200V218L198 219V217L196 218ZM213 219H211V221H212ZM218 220H215L216 222L218 221ZM223 220V219H222ZM248 220V219H247ZM246 220V221H247ZM252 220V219H251ZM250 220V221H251ZM33 221H36V219L35 220H33ZM32 221V222H33ZM38 221V220H37ZM45 221V224L47 223ZM58 221V220H57ZM57 221H55V222H57ZM60 221H61V219H60ZM59 221V222H60ZM83 221V222H84ZM88 221V220H87ZM86 221V222H87ZM94 221H97V220H95L94 219ZM188 221H190V220H188ZM201 221V220H200ZM211 221H208V222H211ZM237 221V220H236ZM253 221V220H252ZM258 221V220H257ZM59 222H58V225L61 227V225H63V224H59ZM131 222V223H132ZM190 222H192V221H190ZM195 222V221H194ZM193 222V223H194ZM199 222V221H198ZM221 222V221H220ZM220 222H218V223H220ZM222 222H224V221H222ZM228 222V221H227ZM239 222V221H238ZM249 222V220L247 221V223ZM264 222V221H263ZM42 223H43V221H42ZM54 223V222H53ZM60 223H64V222H60ZM65 223H66V225L68 226L69 224V222H66L65 221ZM78 223H81V222H78ZM89 223V222H88ZM130 223V222H129ZM196 223V222H195ZM226 223V222H225ZM234 223H235V220H234ZM233 223V224H234ZM241 223V222H240ZM240 223H238V225L240 224ZM243 223V222H242ZM38 224H39V222H38ZM48 225H49V223H47ZM71 224V223H70ZM82 224V223H81ZM84 224H85V222H84ZM83 224V225H84ZM145 224V225H146ZM196 224H198V223H196ZM220 224H222V223H220ZM227 224V223H226ZM229 224V223H228ZM232 224V223H231ZM245 224V223H244ZM249 224H251V222L250 223H248V226H249ZM27 225V224H26ZM41 225V224H40ZM39 225V226H40ZM47 225V226H48ZM66 225H64L65 226V228H66ZM97 225H98V223H97ZM99 225H100V223H99ZM98 225V226H99ZM134 225V224H133ZM210 225V227H212V226H214V225H211V223L210 224H208V226ZM225 225V224H224ZM224 225H222V226H224ZM235 226H237L236 225V223L234 224ZM241 225V224H240ZM45 226V225H44ZM57 226V225H56ZM71 226H74V225H70V227ZM82 225H80V227H81ZM90 226V225H89ZM88 224L85 226L86 228H87V230H89L88 232H91V229H89L88 227ZM96 226V225H95ZM95 226L93 225V227L95 228ZM135 226V225H134ZM140 226H141V224H140ZM151 226V227H152ZM202 228H201V227ZM226 226V225H225ZM230 225H228L227 227H229ZM232 226V225H231ZM234 226V228H238V227H235ZM259 226V225H258ZM29 227V226H28ZM33 227V226H32ZM38 227V226H37ZM63 227V226H62ZM61 227V228H62ZM75 227V226H74ZM73 227V228H74ZM78 228H79V226H77ZM102 227V226H101ZM109 227H107V228H109ZM138 228H139V225L137 226ZM145 227V226H144ZM143 227V228H144ZM207 227V226H206ZM246 227H247V225H246ZM257 227V225L255 226V228ZM25 228H27V229H25ZM59 228V227H58ZM61 228H59V230L61 229ZM72 228V227H71ZM72 228V229H73ZM78 228H76L75 227V229H78ZM84 228V227H83ZM82 228V229H83ZM93 228V229H94ZM98 228V227H97ZM106 228V229H107ZM129 228V227H128ZM130 228H131V225H130ZM135 228V227H134ZM133 228V229H134ZM153 228V227H152ZM219 228V227H218ZM222 228V231H223V227H221ZM220 228V229H221ZM231 228V227H230ZM240 228V227H239ZM254 228V229H255ZM258 228V227H257ZM67 229H68V227H67ZM74 229V230H75ZM93 229H92V232H94L93 231ZM145 229V228H144ZM207 230H208V232L210 231L209 229H208V227L206 228ZM211 229V231L209 232V233H211L212 232V229L214 230L215 228H210ZM233 229V228H232ZM247 229V228H246ZM250 229V228H249ZM42 230V229H41ZM96 230V229H95ZM104 230V229H103ZM110 232H111V229H108ZM108 230H106V231H108ZM115 230V229H114ZM130 230V229H129ZM129 230H128V232H129ZM151 230H153V229H151ZM215 230H217V229H215ZM214 230V231H215ZM224 230H226V229H224ZM227 230H229V228L227 229ZM236 230V229H235ZM251 230V229H250ZM61 231H62V229H61ZM82 231H84V230H81V231H76L75 233L76 234H80L81 235V233H83ZM98 231H99V228H98ZM101 231H102V229H101ZM106 231H104V232H106ZM113 231V230H112ZM116 231V230H115ZM115 231H113L114 233H115ZM119 231V230H118ZM123 231V230H122ZM125 231V230H124ZM123 231V232H124ZM133 231V230H132ZM147 231L148 230H146V232L145 233H147ZM150 231V230H149ZM154 231H153V233H154ZM221 231V232H222ZM230 231V232H229ZM227 233H231V230H229ZM232 231H234V230H232ZM246 231V230H245ZM245 231H244V233H245ZM55 232V231H54ZM58 232V231H57ZM103 232V231H102ZM109 232V233H110ZM121 232V231H120ZM131 232V231H130ZM138 232H139V230H138ZM140 232H141V230H140ZM142 232H143V230H142ZM143 232V234H145ZM203 232V233H202ZM216 232V231H215ZM214 232V233H215ZM220 231H219V233H221ZM250 232V234H251V231H249L248 230V233ZM53 233V232H52ZM56 233V232H55ZM86 233H87V231H86ZM97 233V232H96ZM96 233H93L94 234V236H98V235H95ZM117 233V237L115 238V239H117L118 238V232H116ZM126 234H128L127 232H125ZM135 232L133 231V234H134ZM149 233H151V231L149 232ZM155 233H154V235H155ZM205 233V234H204ZM213 233V232H212ZM218 232H217V234H219ZM238 234V232H234V235L233 236H235L236 237V235L235 234ZM243 233V232H242ZM247 233V232H246ZM246 233H245V235H246ZM257 233V232H256ZM51 234V233H50ZM65 234V233H64ZM68 234V233H67ZM88 234H90V233H88ZM87 234V235H88ZM107 234V233H106ZM131 234V233H130ZM129 234V235H130ZM133 234H131V235H133ZM143 234H141L142 236H145V235H143ZM158 234H160V235H158ZM202 234L204 235V236H202ZM217 234H214L213 235V238H214V236L216 237V235ZM249 234V235H250ZM253 234V233H252ZM251 234V235H252ZM263 234V233H262ZM53 235V234H52ZM83 235V234H82ZM85 235V234H84ZM107 235H109V234H107ZM123 235V234H122ZM139 235H140V233H139ZM152 235V234H151ZM155 235V236H156ZM229 235V234H228ZM238 235H240V234H238ZM244 235V236H245ZM249 235L247 234V236L249 237ZM258 235V234H257ZM260 235V234H259ZM63 236V235H62ZM72 236H75V235H72ZM94 236H93V238H94ZM121 236V235H120ZM156 236V237H157ZM218 236V235H217ZM219 236H220V234H219ZM221 236H224V234H222ZM240 236H242V234L240 235ZM43 237V236H42ZM50 237H51V235H50ZM76 237V236H75ZM73 238V241H74V239H76V238ZM79 237V236H78ZM87 237V236H86ZM105 237V236H104ZM108 239H109V236H106ZM131 237V236H130ZM134 237H136L135 235H134ZM145 237H148L147 239H150L151 238V236H150V238H149V235H147V236H145ZM203 237H204V239H203ZM226 237V236H225ZM228 237V236H227ZM229 237L231 238V236L229 235ZM228 237V239H230ZM251 237V236H250ZM250 237L248 238V240L250 239ZM53 238V237H52ZM52 238H51V240H52ZM63 238V237H62ZM83 238V237H82ZM96 238V237H95ZM97 238H99V239H101L99 236L97 237ZM103 238V237H102ZM126 238V237H125ZM153 238L155 239V237L153 236ZM158 238H160V237H158ZM157 238V239H158ZM195 238H197L199 241H200V245L199 246H202V248L201 247H199L198 246V248H200V249H197V246H194V245H196V244H194L193 245V243H194V241H193V243H192V240H194ZM237 238V237H236ZM239 238V237H238ZM242 239H243V237H241ZM241 238H239L238 239V242H239V244L241 245L242 243L239 241V240H241L242 241V239ZM255 239H256V236L254 237ZM253 238V239H254ZM67 239H68V237H67ZM91 239H92V235H91ZM143 239V238H142ZM142 239H139L138 238V240L140 241V242H142ZM146 241H147V239L146 238H144ZM161 240H162V238H160ZM196 239V240H197ZM215 239V238H214ZM219 239V238H218ZM218 239L216 238L215 240L216 241H218ZM228 239H226V240H228ZM245 239H247L246 237H245ZM252 239V240H253ZM262 239V238H261ZM43 240V239H42ZM46 240V239H45ZM54 240V239H53ZM52 240V241H53ZM78 240L79 241H83V240H80L79 238H78ZM93 241H91L93 244H94V239H92ZM102 240V239H101ZM103 240H105V239H103ZM102 240V241H103ZM198 240L197 241H195V243L196 242H198ZM201 240H206V243L204 242V241H201ZM210 240V239H209ZM213 240V239H212ZM236 240V239H235ZM256 240H259V238L258 239H256ZM47 241V240H46ZM68 241H70V242H72L71 241V239H69ZM78 241V242H79ZM85 241V244L84 245H86V241L87 240H84ZM97 240H95V242H96ZM100 240H98L97 241V245L99 244L98 242H99ZM106 241V240H105ZM104 241V242H105ZM150 241V240H149ZM151 241H152V239H151ZM160 241V240H159ZM164 241V240H163ZM171 242H172V240H170ZM225 241V240H224ZM234 241V240H233ZM244 241V240H243ZM251 241V240H250ZM250 241H247V242H250ZM255 241V240H254ZM254 241H253V243H254ZM262 241V240H261ZM261 241H260V243H261ZM70 242H68V244L70 243ZM77 241H74V243L76 244L75 245V248L77 249L79 246V244H80V242L79 243H76ZM88 242V241H87ZM116 242V241H115ZM143 242H144V240H143ZM153 242V241H152ZM156 242V241H155ZM174 242V241H173ZM185 242V241H184ZM202 242H204V243H202ZM226 243H229V241H225ZM246 241H245V243L243 244L244 246L246 245L247 246V243ZM252 242V241H251ZM44 243V242H43ZM73 243V244H74ZM84 243V242H83ZM82 243V244H83ZM102 243L103 242H101V245H102ZM106 243V242H105ZM105 243H103V245H105ZM145 244L144 245H146V243L147 242H144ZM154 243V242H153ZM162 242H160V244H161ZM165 243H166V241H165ZM169 243V242H168ZM201 243H202V245H201ZM218 242H216V244H217ZM220 243V242H219ZM226 243H225V245H226ZM231 243H233L234 244V242H231ZM252 243V244H253ZM116 244V243H115ZM118 244H120V243H118ZM149 244V243H148ZM154 244H157V243H154ZM167 244V243H166ZM174 243H172V245H173ZM210 244V243H209ZM215 243H213V245H214ZM221 245L223 244V246H225L224 245V243H220ZM230 244V243H229ZM249 244H251V243H249ZM248 244V245H249ZM262 244V243H261ZM47 245V244H46ZM62 245H65V244H62ZM96 245V243H95V247L94 248H96V247H99V246H97ZM107 245V244H106ZM129 245H131V244H129ZM134 245V244H133ZM171 245V244H170ZM211 246H212V242H211V244H210ZM218 245V247H219V244H217ZM220 245V246H221ZM228 245V244H227ZM234 245H237V244H234ZM243 245H241V246H243ZM263 245V244H262ZM78 246V247H77ZM93 246V245H92ZM154 246V245H153ZM157 246H158V244H157ZM162 246V245H161ZM214 246H216V245H214ZM230 247H231V245H229ZM264 246V245H263ZM262 246V247H263ZM47 247H48V245H47ZM51 247V246H50ZM63 247V246H62ZM69 247H70V245H69ZM115 247V246H114ZM117 247V246H116ZM119 247V246H118ZM125 247V246H124ZM156 247V246H155ZM208 247H209V245L208 246H206V248L208 249ZM213 247V246H212ZM217 247V246H216ZM240 247V246H239ZM239 247H237V248H239ZM252 247V246H251ZM250 247V248H251ZM49 248V247H48ZM52 248V247H51ZM93 248V247H92ZM110 248V247H109ZM121 248H123V247H120V249ZM166 248V247H165ZM170 248V247H169ZM205 248V247H204ZM223 248V247H222ZM233 248H236V246L235 247H232L231 248V250H233ZM244 248V247H243ZM248 248H249V246H248ZM259 247H255V249L256 250H246L247 252H248V254L250 255V264H256V262H259V263H261V264H264V249L263 248H261V249H258ZM72 249H73V247H72ZM97 249V248H96ZM98 249H100V247L98 248ZM97 249V250H98ZM102 249H103V247H102ZM101 249V250H102ZM115 249H118V248H115ZM157 249V248H156ZM171 249V248H170ZM206 249V250H207ZM209 249H210V253H211V249L212 248H210L209 247ZM216 248L214 247V250H215ZM226 249V248H225ZM225 249H224V251H225ZM230 249V248H229ZM55 250V249H54ZM70 250H71V248H70ZM105 250H107V249H103L102 251H100L99 253H98V255H96V253H95V255H93L92 254V252L90 251V249H89V247H87V246H85L84 247V249L82 250V252L81 251H79L81 254H82V256H83V262L81 263V264H114V262H113V260H111V258L110 257H107L106 255H104L105 253H106V251ZM109 250H111V249H109ZM125 250V249H124ZM213 250V251H214ZM227 250H228V247H227ZM236 250V249H235ZM241 250V249H240ZM239 249L237 250V253H238V251H240ZM44 251H45V249H44ZM49 251H50V249H49ZM67 251H69V250H67ZM74 251H76V250H74ZM96 251V250H95ZM103 251H105V252H103ZM131 251V250H130ZM197 251H199V252H197ZM203 251V250H202ZM223 251V252H224ZM204 252V251H203ZM206 252V251H205ZM204 252V253H205ZM218 252V251H217ZM226 252H228V251H226ZM225 252V253H226ZM233 252V251H232ZM243 252H244V249H243ZM56 253V252H55ZM54 253V255H57V254H55ZM74 253V252H73ZM76 253V252H75ZM114 252H112V255H114L113 254ZM121 253V252H120ZM125 253V252H124ZM128 253V252H127ZM127 253H125L126 255H128ZM210 253H208V254H210ZM213 253V255L214 256H217V255H215L214 253H215V251L214 252H212ZM212 253H211V255H212ZM229 253V252H228ZM245 253V252H244ZM44 254V253H43ZM46 254V253H45ZM65 254V253H64ZM68 254H70V252H68ZM77 254V253H76ZM115 254H116V252H115ZM122 254V253H121ZM121 254H120V256H121ZM171 254H173V253H171ZM206 254V253H205ZM208 254H206V255H208ZM240 254V253H239ZM248 254H247V256H248ZM51 255H52V253H51ZM78 255V254H77ZM111 254L109 255V256H112ZM122 255H124V254H122ZM131 255V254H130ZM206 255H202V256H204L205 257V259H207L208 258V261L209 260H211L212 259V257H211V259H209V256H207V258H206ZM240 255H242L243 256V254H240ZM47 256V255H46ZM45 256V257H46ZM59 256V255H58ZM58 256L56 257V258H58ZM152 256V255H151ZM172 256V255H171ZM201 256V255H200ZM202 256H201V258H202ZM224 256V255H223ZM236 256V255H235ZM42 257H43V255H42ZM52 257H53V255H52ZM61 257V256H60ZM78 257L79 256H77V259H78ZM112 257H114V256H112ZM126 257H128V256H126ZM174 257H176V256H174ZM218 257V256H217ZM216 257V258H217ZM220 257H221V254H220ZM232 257V258H231ZM230 258L231 259H233V256H231ZM62 258V257H61ZM123 258H125V256L123 257L122 256V260L121 261H125L126 260V258H125V260L123 259ZM128 258H132V255H131V257H128ZM141 258V257H140ZM235 258V257H234ZM238 258H239V256H238ZM42 259V258H41ZM40 259V260H41ZM47 259V258H46ZM76 259V260H77ZM135 259V258H134ZM155 259H157L161 264H171L173 261L172 260H169V258L168 259H166V257H155ZM173 259V258H172ZM219 259V258H218ZM241 259V258H240ZM44 260V259H43ZM43 260H42V263H43ZM48 260V259H47ZM63 260H64V258H63ZM156 260V261H157ZM174 260V259H173ZM242 260V259H241ZM62 261V260H61ZM65 261V260H64ZM78 261V260H77ZM118 261V263H119V260H117ZM206 261V260H205ZM228 261H230V260H228ZM53 262V261H52ZM59 262H60V259H59ZM207 262V261H206ZM232 262V261H231ZM242 262V261H241ZM245 262H247V261H245ZM217 263H218V261H217ZM226 263V262H225ZM67 264V263H66ZM116 264V263H115ZM129 264H130V262H129ZM174 264V263H173ZM220 264V263H219ZM230 264V263H229ZM233 264V263H232ZM247 264H248V262H247ZM258 264V263H257Z\"/></svg>","mask_w":264,"mask_h":264}]
</instances>
